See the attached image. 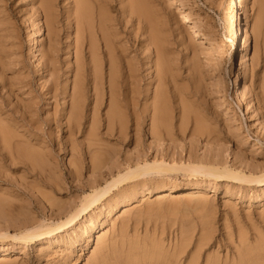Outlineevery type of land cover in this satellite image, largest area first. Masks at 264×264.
<instances>
[{
	"label": "rangeland",
	"instance_id": "obj_1",
	"mask_svg": "<svg viewBox=\"0 0 264 264\" xmlns=\"http://www.w3.org/2000/svg\"><path fill=\"white\" fill-rule=\"evenodd\" d=\"M97 1L98 0H96V2ZM101 1L102 0H100V2L98 1L99 2L98 4L100 5V3H101L103 5V6L102 5H100V6L102 7V9H104V12H106L107 15L110 13L109 17L111 16V19L114 17L115 22H116V17L120 14L117 17V19L119 22H121V28L124 26L123 30H126V29H127V31L132 30L133 33H137V34L132 33L133 35H136V36H140L142 34L140 36V38H142L145 34H146L145 37H147L148 33L150 34L152 32H154V34L156 36H158L160 39L164 36L162 38V41H163V46H164V49L166 52L165 56L167 57V59L165 57V61H166L165 63L167 66V71H166V74L164 75V77L165 76H167V77H165V79L163 77L164 80L162 79L163 80L162 83H164V85L161 83V80L151 79V82L153 81L152 82L153 84L150 83L147 86L145 82L147 81V79H148V81L150 80V77H149L150 75H148V73H147L148 70L142 71L145 75L146 74L147 75L145 76L142 73V76L144 75L145 78L143 76V79L141 80L142 82H140V85H139L140 86L139 87L140 94H139V92H136L134 94L135 97L137 95V97L135 99H137L136 103L138 106L136 105V107H139L136 109V112H137V110L139 112H137V113L135 112L134 114L131 113L132 115L130 113L129 114L123 113L120 115H111L109 113V107L106 108L107 105H109V103H110L109 94H108V92L105 91V89L107 90V87L105 88L104 85H101V84H99V86L96 85L98 95H97V97H94L95 96L94 84L92 83L91 80H89V82L85 86L81 85L80 86L81 88L77 87L81 91V95L84 94L83 96L85 97V98L84 97L82 98V96H81V98H80L81 104H80V107L78 110L79 111L78 117L80 115L82 117L83 114H85V115L83 118H81V117L78 118L79 119L77 121L78 124H75V126H72L69 128L68 126H66V124H64L65 120H66L65 117H68V115H69V113L67 115H65V112H66L65 110L70 109V102H71L70 96H71L72 85H73L72 73L74 72V69L76 67H75L73 50H70L69 52L66 51L67 50L66 44H67L68 39H66L67 35H64V34H67L66 33L67 27H66V21H65L64 17L62 16L64 14V11L66 10V8H64V9H62V8L65 6H68L69 2H71V0L70 1L69 0H52L51 1L53 5H55V3H57L54 6V8L60 14L58 17L59 18L61 17L60 23H59L60 29H59V36H58L59 40L57 39L58 41L54 40V38H53L54 37L53 36L54 31H52V30H50V32L47 31L46 23H45V20L43 18V13L40 9L39 0H37V1L36 0H32V1L31 0H0V29H1L0 30V58H1L0 59V69L2 68L1 70H3L5 68V70H3V72L0 70V85H1L0 89L2 90V88H4L2 91L0 90L1 91L0 92V99L3 98L4 99L3 101L6 102V103L4 102L5 103L4 104L0 101V105L2 104L0 106V115H1L0 129H1V131L5 130V131H8L9 133L12 132L9 141H6V142L3 141L2 142L0 139V167H1L0 168V189H1L0 190L1 191L0 192V199L3 200V202L7 204L6 207L13 209L12 205L14 208L16 206V210H14V211H20L23 213L25 212L24 214H26V215H30V213L35 212L34 214H31L30 218L31 217L32 218L41 217L40 219H42L43 215L50 217V219L52 218L51 220H56L57 218H62L66 214L65 212H67L66 209L68 210V209L73 208V206L76 202L77 203L75 204V206L78 205V202H80V200L83 196L81 194H85L87 192H90L93 189V187L100 186L101 184L104 185L103 184L104 182L109 180V178H111L112 176L116 175L117 171L119 172V170H122L124 168V166H125L124 165L125 164L124 163V160H125L124 157L126 156V158L128 157L129 159H130V157L134 158L135 152L136 153L138 152L136 155L147 154L146 155L148 157L147 160H151L153 158V155L154 156L155 155H158V156L162 155V157L165 156V158L164 157L163 158L167 162L170 159L175 158V160L177 162L179 160L185 159L186 162L200 163V162H203L205 159V161L203 163L207 164V163H209V159H216L217 158L218 159V160L216 159L217 161L222 162L221 165H226L228 168H230L232 166L231 167L232 169H235V168L241 169L247 175L248 174L253 175L254 173L256 174L259 171H262V173L259 172L256 175H263L264 174V65H263L264 64V56H263L264 55V51H263L264 50V43H263L264 42V38H263L264 37V35H263L264 34V25H263L264 21L260 27V30H258V31H257V29L254 28V23H255L257 16L261 15L262 13H263L262 15H264V5H263L264 0H240V2H237V4H236L237 13L238 14L240 13L241 16L245 17V20L247 21L248 26H250L249 30L251 32V39H252L251 40L252 44H251V47L249 46L247 49L246 54H248V55L246 56V58H244V61H243L244 63L241 62L242 60H240L241 55H242V49H240L241 48L240 45L237 46V52H234V53H231V55H228L229 54L228 48L230 47V43L233 39L232 35H233V32H235V26L236 25H235L234 21H232V17L226 12V10H224L225 7H223V6H224L226 0H181V2L184 3L183 7H179V6H176L174 4H170L169 0H168L169 3L167 0H150L154 3V4L151 3V5H153L151 8H150V6H151L150 3H147V2H150L149 0H140V2H137V4H139V6L137 8L141 12L137 9H136L137 11L130 9L129 6L126 5L127 4L126 2H129L128 0L127 1L126 0H110V1L103 0L106 4L103 3V1L102 2ZM141 1H142V4H144V6H141ZM58 2H60V3L58 4ZM117 2H118V6H117ZM90 3H91V5L93 4L92 5V8L94 7L93 10L96 9L97 7H100V6H96L98 4H96L94 0H90ZM30 4H32V5L30 6ZM63 4H65V5H63ZM58 5H59V7H58ZM107 5L110 8L112 7L111 8L112 10L109 7L107 8ZM148 6L150 9H148ZM155 7H157V8L155 9ZM120 8H121V10H120ZM256 8H257V10H256ZM61 9L64 11H62ZM108 9L111 10V12ZM118 9L121 12L118 11ZM34 10H35V12H34ZM113 10L117 13H115ZM60 11H61V13H60ZM160 12H161V14H160ZM114 13L117 14L116 17L114 16L115 15ZM153 13H155L157 15L154 14V16H153ZM128 15L130 18L128 17ZM146 15H148V16H146ZM133 17H135V18H133ZM62 18L64 19V22H61V21H63ZM114 18H113V23H114ZM37 19H38L39 23L37 22ZM160 20H165L164 22H166V20H167V22L163 23V21H160ZM136 21H137V23H136ZM34 24H36V25H34ZM123 24H125V25H123ZM157 24L159 27H157ZM167 24H168V26H167ZM128 26L130 27V29ZM162 26L163 27L165 26L167 28L163 29ZM156 27H157V29H156ZM262 27H263V29H262ZM44 28H46V30ZM5 29L7 31H2ZM143 29H145V31ZM158 29L160 31H158ZM165 29L168 30V33ZM150 30H152V31H150ZM161 30H162V32H161ZM138 31L140 33H138ZM169 31H171V33ZM61 32H62V34H61ZM143 32H145V33H143ZM7 33H9L10 35ZM30 33L31 34L33 33V34L31 35ZM169 33L171 34V36ZM6 34H7V36H6ZM166 34L168 35V37L166 36ZM257 34L258 35L260 34V36H258ZM4 36H6V37H4ZM253 36H254V38H253ZM170 37H171V39H169ZM6 38H8V39H6ZM49 38H50V40H49ZM175 38H176V40H175ZM10 39H11L12 43L14 42L13 46H12ZM167 39L170 41H168ZM262 39H263V42H262ZM2 40H3V43L7 47L3 46L4 44H2ZM32 40H33V42H32ZM55 41L57 43L58 42H60V43L57 45ZM167 42H169V43H167ZM32 43H35V45ZM40 43L42 45H39ZM46 43L48 45H46ZM49 43L51 45L55 44V46L56 45L58 46V47H55V51L52 49H49V51H48L47 47H49ZM178 43H180L181 46ZM255 43L258 44V46ZM10 44L12 47L10 46ZM15 44H16V46H15ZM32 45H33L34 49L32 48ZM60 45H61V47H60ZM171 45H172V47H171ZM202 46L203 47L207 46V47L203 48ZM262 46H263V48H262ZM168 47H170V48H168ZM207 48L210 51L213 50L212 53L208 54L206 52ZM38 49H40V50L36 51ZM58 49H60V50L58 51ZM70 49H71V47H70ZM31 50H32V53H31ZM171 50H174L175 52L173 51L170 54ZM197 50H198V52H197ZM28 51L30 53H28ZM53 51L55 52L54 54L58 53L55 55L56 57L54 56V54H52V55L50 54V53H53ZM65 51L67 53H65ZM48 52H49V54H48ZM185 52H186V55H185ZM253 52H254V54H253ZM34 53H36V56ZM132 53L133 52H131V55H132ZM176 53H177V55H176ZM191 53H193V54H191ZM31 54H32V57L34 56V58H32L30 56ZM144 54H149V55L152 54L150 56L151 57L150 60H151V62H152V60L153 61L155 60L153 47L148 46L146 49H144ZM255 54H257V55H255ZM258 54L259 55L261 54V55L259 56ZM38 55H39V57H38ZM46 55L47 56L50 55V56L47 58ZM183 55H185V56H183ZM6 56L9 58H6ZM40 56H41V58H40ZM51 56H53V57H51ZM261 56H263V58ZM168 57H169V59H168ZM173 57H175L176 59ZM42 58H43V60H42ZM53 58H55V59H53ZM187 58L188 59L191 58V59L188 60ZM6 59H8V60H6ZM36 59H37V61H35ZM56 59H58V62ZM65 59L67 60V62ZM13 60H15V62ZM181 60L184 62H182ZM195 60L198 63H196ZM167 61L168 62L170 61L169 64L171 66L169 64H167ZM64 62H65V64H64ZM192 62H194L193 63L194 65L192 64ZM43 63L46 65H44ZM57 64H58V66H57ZM1 65L4 67H2ZM10 65H11V67H10ZM175 65H176V67H175ZM41 66H43V67H41ZM178 66H180L179 67L180 69L178 68ZM54 67H56V68H54ZM189 67H190V69H189ZM72 68H73V70H72ZM185 68H186V70H185ZM193 68H194V70H192ZM46 70H47V73L45 74L44 72ZM54 70L58 74L53 72ZM149 71H151L153 73L152 68L149 69ZM168 71H169V73H167ZM14 72H16V73L18 72L19 74L18 73L16 74ZM196 72L199 74H197ZM200 73H202V74H200ZM168 74L171 76H168ZM6 75H7V77H6ZM54 75H55V77H52ZM13 76H15V77H13ZM16 76H18V77H16ZM188 76H189V78H188ZM22 77H23V79L24 78L25 79L22 80ZM57 77L59 78L58 80H57ZM191 77H192V79H191ZM8 79H10L11 81ZM15 79H17L19 83H17V80L15 81ZM167 79L169 82L167 81ZM198 79L201 81H197ZM6 80H8L9 83ZM46 80H47V82H46ZM185 80H187L189 83L187 82L188 84H185L186 83ZM20 81H21L22 85H20ZM26 81H27V83H26ZM54 81H56V82H54ZM68 81H69V83H68ZM148 81H147V83H148ZM5 82H7V83H5ZM191 82L194 84H192ZM54 83H55V85H54ZM158 83L161 84L163 88L160 87L161 85H159ZM199 83H200V85H199ZM25 84H26V86L24 87ZM52 84H53V86H52ZM64 84H65V86H64ZM143 84H144V87H143ZM47 85H48V90L46 88ZM149 85H150L151 90H149L150 89ZM167 85L169 87L171 85V88H169ZM194 85H195V87H194ZM244 85H245V87H244ZM10 86H11V88H9ZM20 86H22V87H20ZM98 87H101V88L99 89ZM157 87H159V88H157ZM175 87H176V89H175ZM60 88H61L62 92L60 91ZM178 88L179 89L181 88L183 90H181V89L179 90ZM236 88H238V90H240L242 93L244 92L243 102L241 105L234 103V101H235L234 89H236ZM63 89H65V90L63 91ZM188 89H189V92H188ZM6 90H7V93H5ZM45 90H47V91L45 92ZM154 90L156 92L157 91L159 92V90L163 91L162 95L164 96V103L166 104V105L164 104V106H165L164 112H166V113H163V115L165 117L167 116L166 118H164L163 125H161L157 129V132L155 134L151 133L149 130V128L151 129L152 122H153L152 121V110L149 109V110L143 111V109H142L144 104H146L147 102H148L147 105H150L152 103V101H153L152 98H153V94H154L152 92H154ZM174 90H176V91H174ZM20 91H21V93H20ZM48 91H50L49 94H48ZM166 91H168V93ZM183 91H184V94H183ZM53 92H56L55 93V98L57 97L56 100H55L54 96H52ZM143 92L146 94H144ZM170 92H173V93H170ZM185 92L189 93V94L193 93L192 96L193 95L194 96L190 98L189 96L191 94L188 95ZM16 93H18V94H16ZM59 93L61 95H59ZM66 94H67V96H66ZM143 94H144V96H143ZM166 94L169 95L171 98L168 97ZM2 95H5V96H2ZM10 95H12V96H10ZM42 95H44V96H42ZM105 95H106V97L107 96L108 97L106 98ZM185 96H186V98H184ZM18 97H20V98H18ZM46 97H47V99L45 101ZM62 97H64V98H62ZM103 98H105V100H103ZM150 98H151V100H150ZM179 98H181L182 101ZM189 98L192 100L190 101ZM195 98H197V99H195ZM31 99H33V100H31ZM57 99H58V101H57ZM167 99H168V101H167ZM187 99H189V100H187ZM12 100H14V101H12ZM19 100H21V101L19 102ZM101 100H102V102H101ZM197 100H199V101H197ZM8 101L10 102V104L8 103ZM90 101H91V104H90ZM95 101L97 103H95ZM143 101L146 103H144ZM187 101H189V102H187ZM106 102H107V104H106ZM192 102H194V103L192 104ZM246 102H247V104H246ZM21 103H23V104L21 105ZM32 103H36L37 105L32 104ZM92 103H94V104H92ZM176 103L178 106L176 105ZM196 103L198 104V106ZM13 104H15V105H13ZM103 104L105 106H103ZM167 104H168V106H167ZM170 104H171V106H170ZM194 104L196 105V107H198V109L195 108ZM29 105L34 106L35 108L33 107V110H32V107H30ZM23 106H25V107H23ZM61 106H63L64 108ZM181 106H182V108H181ZM199 106H200V109H199ZM15 107L19 110H17ZM97 107H99V108L97 109ZM203 107H204V109H202ZM3 108L4 109L6 108L8 111H6V109L4 110ZM25 108H26V110H25ZM57 108H59L60 110ZM53 109H55V110H53ZM61 109H63V111H65V112H63ZM101 109H102V111H101ZM172 109H174V110H172ZM193 109H194V111H193ZM15 110H16V112H15ZM95 110H96V112H95ZM104 110H105V112H104ZM175 110H178L179 112L178 111L176 112ZM199 110H200V112H202V110H203V112L200 113ZM224 110H226L225 112H227V113H225ZM17 111L20 112L22 115L20 113H18ZM22 111L24 114L22 113ZM28 111H30V112H28ZM52 111H54L53 114H52ZM8 112H10L11 114ZM84 112H86V113H84ZM167 112H168V115H166ZM204 112H206V114H204ZM2 113H4V114H2ZM87 113H89V114H87ZM178 113H179V115H178ZM56 114L57 115L61 114L62 116L61 115L57 116ZM135 114H137V115H135ZM143 114L145 115V117ZM147 114H149V115H147ZM185 114H187V115H185ZM29 115H31V116H29ZM126 115L128 118L125 117ZM188 115H189V117H188ZM201 115H203V116H201ZM26 116L31 117V118H27ZM34 116H36V117H34ZM37 116H38V118H37ZM52 116H53L54 123L52 120ZM130 116L131 117L133 116V117L131 118ZM191 116H192V118H191ZM23 117H24V119H23ZM139 117H141V118H139ZM171 117H173V118H171ZM177 117H178V119H177ZM209 117H210V119H209ZM15 118H17V121H15L16 120ZM36 118L38 120H40L41 122L36 120ZM63 118H65V119H63ZM175 118H176V120H175ZM9 119H10V121H8ZM25 119L27 121H25ZM28 119L31 121V123ZM33 119H35V120H33ZM56 119L58 122L60 120V122L58 123L57 121H55ZM98 119H100V120H98ZM120 119L123 121L122 126L119 125ZM129 119L131 121H129ZM134 119H139V124L141 123V126L140 125L138 126L140 128V129H138L139 133H137V129L135 130V128L133 127L132 123H133ZM148 119H149V121H147ZM167 119H169V120H167ZM11 120L13 121L14 124L10 123ZM47 120H48V122H47ZM144 120H145V122H144ZM170 120H171V122H170ZM182 120H183V122H182ZM196 120H197V122H196ZM205 120H206V123H205ZM35 121H37V122H35ZM83 121H85V122H83ZM87 121H88V123H87ZM168 121H169V123H168ZM185 121H186V123H185ZM187 121H189V122H187ZM210 121H212V122H210ZM21 122H24V124H22ZM46 122H47V124H45ZM79 122H80V125H79ZM128 122H130V123H128ZM36 123H37V125H36ZM39 123H41L42 126ZM175 123H176V125H173ZM19 124H20V126H17ZM48 124H49V126H47ZM82 124H83V126H82ZM86 124H88V126ZM126 124L129 125V128L127 127L128 125H126ZM169 124H172V125H169ZM191 124H193V125H191ZM197 124H200V125L198 126ZM30 125H32L33 129ZM35 125H36V128H35ZM202 125H203V127H202ZM64 126H66V130H65ZM84 126H85V128H84ZM125 126H126V128H125ZM185 126H187V127H185ZM48 127H49V129H48ZM130 127H131V129H130ZM163 127H164V129H163ZM171 127H173V128H171ZM210 127H211V129H209ZM41 128L43 129L44 132L42 131ZM74 128H76L77 132H75ZM31 129H32V131H31ZM81 129L84 130L83 132H85L86 134H84ZM189 129L190 130L192 129V130L190 131ZM25 130H30V132L25 131ZM46 130L52 134L48 133ZM67 130L70 131L71 136H69V132ZM72 131L74 134L72 133ZM159 131L163 134H161ZM13 132L19 138L15 137ZM21 132H22V135H21ZM110 132H111V134H110ZM167 132H170V133H167ZM195 132H197V133H195ZM31 133H34V134L31 135ZM41 133L43 134V137L38 138V137H41V135H42ZM123 133H125L126 137ZM140 133H142V134H140ZM175 133H176V135H175ZM67 134H68V136H67ZM80 134H82L83 136ZM137 134L138 135L140 134V135L138 136ZM24 135H26V137H23ZM0 136H1V133H0ZM89 136H91V137H89ZM175 136H176V138H175ZM190 136H191V138H190ZM192 136L195 139H193ZM43 138L45 140H43ZM54 138H55V140H54ZM121 138H122V140H121ZM168 138H170V139H168ZM212 138H214L215 140ZM24 139L25 140L27 139V140L24 141ZM39 139H41V140H39ZM74 139H75V141H74ZM155 139L158 141V143H157V141H155ZM20 140H22V141H20ZM83 140L86 142H84ZM78 141H79V143H78ZM80 141H82V142H80ZM139 141H141V142H139ZM151 141H152V143H151ZM30 142L35 147L30 146L31 145ZM137 142H139V143H137ZM7 143H8V145H7ZM11 143H13V144H11ZM2 144H3V146H1ZM23 145H25V146H23ZM108 145H110V146H108ZM46 146H47V148H46ZM114 146H115V148H111ZM158 147H159V149H158ZM21 148L22 149H24V148L28 149L29 148V150H27V152H25V149H24L23 150L24 152H22ZM97 148H99V149H97ZM141 148H142V150H140ZM161 148H162V150H161ZM106 149L108 151H106ZM189 149H190V151H189ZM12 150H13V152H12ZM47 150H49V151H47ZM156 150L158 152H156ZM192 150H193V153H192ZM151 151H153L154 153ZM163 151H164V153H163ZM8 152H10V153H8ZM206 153H207V155H206ZM211 153H212V155H211ZM208 154H209V157H208ZM23 155H25L26 157ZM43 155H45V156H43ZM180 155H181V157H180ZM216 155H217V157H216ZM19 156H21V157H19ZM33 156H34V158H33ZM185 156H186V158H185ZM210 156H211V158H210ZM218 156H219V158H218ZM18 157L20 158V161H18V159H17ZM41 157H42V159H41ZM74 157H75V159H74ZM91 157H92V159H91ZM114 157L116 158V160ZM178 157H180L181 159H179ZM240 157L242 158V161H240L241 160ZM108 158L111 159V162H113V164H111V162H110V160H108ZM34 159H36V160H34ZM233 159H235V162ZM91 160L95 161L96 164L99 162L97 164L98 165L97 168H95L93 170L91 169V165H90V164H92ZM106 160H107V162H109L108 164H106L107 163ZM118 160H120V161H118ZM24 161H26V163ZM80 161H82L83 167L81 166V164H79ZM88 162H90V163H88ZM180 162H183V161H180ZM11 163H12V165H11ZM49 163H51V165ZM235 163H236V165H233ZM105 164H106V166H105ZM114 164L117 167H115ZM243 164L246 166L245 168H244V166H242ZM221 165H220V167H221ZM249 165H250V167H248ZM40 166L43 169L40 168ZM113 166H114V168H112ZM77 167L79 169H77ZM241 167H243V168H241ZM2 169H3V171H2ZM36 169L38 172L36 171ZM44 169H46V170H44ZM70 169L71 170L73 169V170L70 171ZM257 170H259V171H257ZM45 171H47V173ZM69 171H70V173H69ZM96 171L98 172V174ZM253 171H255V172H253ZM8 172H10V174H8ZM55 172H57L58 174L56 173L57 174L56 175ZM78 172H81V173H78ZM102 172H103V174H101ZM40 173H41V175H40ZM45 173L49 174L51 179H50L49 175H46ZM71 173H73V174L71 175ZM43 175L45 176L44 178H42ZM78 175H81L82 177L78 176ZM102 175L104 177H101ZM172 175L171 174L155 175V176L147 177V178L141 180L142 182L139 184V186L137 185V186L133 187L132 186L133 183H131L132 185H128L129 184L128 183L127 184L128 189L126 190V192H121V190L114 191L111 197H114V199H116V202L118 203L117 208L114 211H112L113 213H111L107 216L108 218H105L106 217L105 216V213H106L105 210H106V206H107V201H104L103 203H106V205L104 204L105 206H103V203H102L101 205H99L101 208L100 207L94 208V210L89 212L88 215H85L86 217L83 220H81V223L84 222V220L86 218H87L86 220H88L89 216L91 215V217H92L91 219L93 221V224L91 221L89 228H88V233H84L83 234L84 237L82 235V238L79 239L80 241L78 240L75 244L72 245V247L70 246L72 249L70 247L68 248L67 243L63 244V245H65L63 247L62 244L61 245L60 244H54L56 242H54V243L52 242V244H50L47 248H45L46 249L45 250L42 248L46 247L48 244L46 243V241L43 240L44 242L41 241V243L35 242L34 244H28V246L26 245L25 246L26 248L24 247L25 250L23 248V250L20 253L16 252V250H14V251H11V253L9 255L1 256L0 258L6 259L9 257L10 260L16 259L18 263L21 262L20 260H23V258H24V260H23L24 264H32V263L33 264H37V263L38 264H56L57 262H58V264H63L64 262H65L64 264H84L85 261H86L85 264H93V262H94L93 256L95 255L94 250L96 247L95 246L96 237L101 230H104V231L106 230L105 231L106 235H107V236L105 235L106 241L110 240V237L112 239L113 238L117 239L116 237H118L119 235L120 236L123 235L122 231H124V234L126 235L127 238H124V239L122 238L123 240H125V239L127 240L128 237L132 236L131 237L132 239H139L140 241L142 239H144L150 245L152 244L151 242L159 243L160 245H162V247L164 246L163 250L161 252L164 253L165 255L167 254L166 251L172 252L173 246H174V248H176V247H179L181 245L180 251L177 255L178 262H179V260H181V261L178 264H181V263L186 264L185 261L187 262L190 259H192L193 264H202L200 261H202V262L204 261L203 264H208V262H213V261H215V262L220 261L219 263H221V264L222 263L223 264H231L233 261H235V259L238 258L240 252L242 253V250L244 249L245 244L246 245L248 244L249 246H260L262 249L261 251L264 252L263 251L264 250V241H263L264 240V193H263L264 189H262L264 187L258 186L255 183L243 182V185H241L242 183H239V182L233 183L232 181H221L218 178H216L215 176H211V177L207 176L206 177V175H202L199 173L194 174V173L188 172V173H179V174L175 173ZM71 176H74V177H71ZM90 176H91V178H90ZM96 176H97V178H96ZM45 178H47L46 180L49 179V182L46 181ZM159 178H160V180H157ZM37 179H38L37 183L39 185H37V183L35 182ZM53 179H54V181H52ZM153 179H155V180H153ZM43 180H45V181H43ZM98 180H99V182H98ZM173 180H174V182H173ZM196 180H198L200 182H198ZM95 181H97V182H95ZM171 181H172V183L178 184V185H183V184L194 185V184H200L201 183L205 187V190H202L201 191L202 193H200V195L198 194L199 196H195V195H192L189 193L190 189H182L181 188V189H178L179 191L178 190L172 191L171 194L168 196L158 197L160 195V191L162 190V188H164V186L166 184L171 183ZM157 183H159V184H157ZM160 183H162V185ZM29 184H31V185H29ZM56 184H58L59 187ZM83 184H84V186H83ZM141 184H142V186H141ZM233 184H235L236 186ZM152 185H153V187H152ZM231 185L234 187H231ZM143 187L145 189H143ZM45 188H48V189L50 188L52 191L45 189ZM147 188H152L153 193L151 192V193L146 194L145 190ZM7 191L12 198L9 196V194H7ZM13 193L16 194V196L11 195ZM17 193L19 194V197H18ZM52 193H53V195H52ZM126 193H128L129 195L128 194L126 195ZM136 193H139V194H136ZM43 194L44 195L46 194V195L43 196ZM116 194H118V196ZM184 194H187L188 196L187 195L185 196ZM202 194L204 196H202ZM32 195H36V196H32ZM115 195L118 199L115 197ZM124 195H125V198L123 197ZM135 195H137V196L135 197ZM7 196H9V198ZM20 196H21V198H24L25 200L24 199L22 200L20 198ZM69 196H71L72 198ZM79 196H80V198H78ZM190 196H191V198H190ZM6 197L8 200L6 199ZM36 197L39 199V201ZM54 197H55V200H54ZM59 197H61V198H59ZM127 197L129 198V200L127 203L128 205H125V207L128 206V208H129V206H130V208L128 209L129 214L128 213L123 214V208L124 207H121L123 205L122 200L127 199ZM200 197H201V200H200ZM70 198L73 200H71ZM197 198H199V199H197ZM13 199H14V201H13ZM119 199H121V200H119ZM26 200L28 201L27 202L28 205L26 204V202H24ZM69 200L73 201L74 203L72 202L69 204L68 203ZM111 200H113V198H111ZM53 201H56V203ZM57 201L60 203V205ZM201 201H203V202H201ZM20 202H22V203H20ZM61 202H62V204H61ZM204 202H206L207 204H205ZM43 203H44V205H43ZM121 203H122V205H121ZM70 205H71V207H66V206H70ZM132 205H133V207H132ZM26 206H28L29 210ZM29 206L32 208H30ZM62 206H64V207H62ZM47 208L49 209V211ZM50 209H52V211H51L52 213L50 212ZM26 210L32 211V212L28 213V212H26ZM97 210H100L101 212L97 211ZM53 211H55V212H53ZM131 211H132V214L134 213L133 215L131 214ZM61 212H63V213L61 214ZM96 212H98L97 213V215L99 214L98 216H96V214H95ZM56 213H57V216H56ZM90 213H92V214H90ZM135 213H137V214H135ZM35 215H36V217H35ZM120 216H121V219H120ZM124 216L126 217V219L124 218ZM136 216H138L139 219H137L138 217H136ZM133 217H135V219H133ZM95 218H98V219H95ZM113 219H115V220H113ZM123 220H125V222H127V221L128 222L126 225L122 226L121 221H123ZM99 221L101 224H99ZM112 221L114 224L115 223L119 224L118 227H116L117 224H115L116 225L115 226L112 223ZM136 221H137V223H136ZM0 222H1L0 225H3V221H0ZM7 222L9 224H10V222H12V225H13L14 221L9 219ZM7 222H5L4 224H7ZM104 222H105V225H104ZM131 222H133V223H131ZM207 224H209V226ZM94 225H95V227H94ZM131 226H132V228H131ZM126 227H128V228H126ZM121 228L123 230H121ZM113 229H116V230H113ZM135 229H137V230H135ZM145 229H147V230H145ZM127 230L128 231L130 230L129 231L130 233ZM138 230L140 233L138 232ZM107 231L108 232L110 231V232L108 233ZM205 231H208V232H205ZM121 232H122V234H121ZM125 232H127L128 234ZM148 234H150V235L148 236ZM113 235H114V237H112ZM120 236L118 237L117 240L121 239ZM138 236H140V238ZM151 236H153V237L151 238ZM108 237H109V239H108ZM155 237L157 239H155ZM160 237L162 239H160ZM238 237H239V239H238ZM131 238H129V239L131 240ZM243 240H244V242H243ZM176 241H177V244L179 243L178 241H180V243L177 245ZM163 242H165V243H163ZM170 242H172V243H170ZM173 242H175V243H173ZM80 243H81V245H80ZM239 244H240V246H239ZM76 246H78V247H76ZM74 247H75V250H74ZM48 248H49V250H48ZM52 248H53V250H52ZM64 248H65V250H64ZM184 248H185V251H184ZM41 249H42V251H41ZM68 249L69 250L71 249L72 252L70 253ZM43 252H44L45 256H44ZM46 252H48V253L46 254ZM51 252L52 253L54 252V253L52 254ZM188 252H189V254H188ZM1 254H2V252L0 253V255ZM63 254H65V255H63ZM198 254H199V257H198ZM13 255H15V256H13ZM203 255H206V256L204 257ZM226 255H227V257H226ZM26 256L29 257V262L26 261V258H27ZM33 256H35V257H33ZM87 256H90V257H88V259H87ZM55 257H57V258H55ZM184 257H187V258L184 259ZM210 257H212V258H210ZM218 257H220V258H218ZM69 258H70V260H69ZM227 258H230V259H227ZM4 259H0V264H5V263H1V262H3ZM36 259H41V260H36ZM218 259H219V261H218ZM6 261L4 260V262H6ZM217 262H216V264H218ZM18 263H16V264H18ZM20 264H22V263H20Z\"/></svg>",
	"mask_w": 264,
	"mask_h": 264
},
{
	"label": "bare ground",
	"instance_id": "obj_2",
	"mask_svg": "<svg viewBox=\"0 0 264 264\" xmlns=\"http://www.w3.org/2000/svg\"><path fill=\"white\" fill-rule=\"evenodd\" d=\"M32 1V0H31ZM37 1V0H36ZM52 1V0H51ZM50 0H39V5H40V9H41V11H42V13H43V18H44V20H45V23H46V28H47V31L48 32H50V30H52V31H54V40H57L58 39V36H59V29H60V27H59V23H60V18L58 17L60 14H59V12H57L56 10H55V8H54V6L57 4V3H55V5H53L52 4V2H51ZM70 1V0H69ZM95 1V3L96 4H98L99 2H100V0H98L97 2H96V0H94ZM103 1V0H102ZM101 1V2H102ZM108 1H110V0H108ZM127 1V0H126ZM129 2H126L127 4V6H129V8L130 9H132V10H139L137 7L139 6V4H137V2H140V0H128ZM150 1V0H149ZM168 1V0H167ZM170 1V4H174V5H176V6H179V7H183L184 6V3H182L181 2V0H169ZM169 1H168V3H169ZM54 2V1H53ZM64 2V1H63ZM122 2V1H121ZM237 2H240V0H226V2H225V4H224V6L223 7H225V9L224 10H226V12L232 17V21H234V23H235V32H233V39H232V41H231V43H230V47L228 48L229 49V54L228 55H231V53H234V52H237V46L238 45H240L241 46V48L240 49H242V55H241V58H240V60H242L241 62H243L244 61V58H246V56L248 55V54H246L247 53V49H248V47L250 46L251 47V32H250V30H249V28H250V26H248V24H247V21L245 20V17H243V16H241L240 15V13L238 14L237 13V9H236V4H237ZM257 2V1H256ZM4 3V2H3ZM29 3V2H28ZM60 2H58V4H59ZM65 3V2H64ZM103 3H105L104 1H103ZM108 3V2H107ZM146 3V2H145ZM147 3H150V5H151V3H153L152 1H150V2H147ZM34 4V3H33ZM36 4V3H35ZM66 4V3H65ZM65 4H63V5H65ZM106 4V3H105ZM154 4V3H153ZM246 4V3H245ZM28 5V4H27ZM32 4H30V6H31ZM93 5V4H92ZM92 5H91V3H90V0H71V2H69V5L68 6H65V7H63L62 9H64V8H66V10L64 11V10H62V11H64V14L62 15L63 17H64V19H65V21H66V29H67V34H64V35H67V37H66V39H68V41H67V46H66V48H67V52H69L70 50H73V53H74V61H75V69H74V72L72 73V75H73V79H72V82H73V85H72V92H71V96H70V99H71V102H70V109L69 110H65V111H63V109H61L63 112H65V115H67L68 113H69V115H68V117H65L66 118V120H65V123L64 124H66V126H68L69 128L70 127H72V126H75V124H78L77 123V121L79 120L78 118L79 117H81V115L78 117V113H79V107H80V104H81V96H82V98L84 97L83 95H81V91L78 89V88H81L80 86L82 85V86H85L88 82H89V80H91L92 81V83L94 84V94H95V96L94 97H97V95H98V92H97V89H96V85H98L99 86V84H101V85H104V87L106 88L107 87V90L105 89V91L106 92H108V94H109V97H110V103H109V105H107V107L106 108H108L109 107V113L111 114V115H120V114H134L135 112H136V109L137 108H139V107H136V105H137V103H136V100L137 99H135L136 97H137V95H136V97L134 96V94L136 93V92H139V85H140V82H142L141 80L143 79V76L145 75L142 71H146V70H148V75H150L149 77H150V80L148 81V79H147V81H148V83H147V81L145 82L146 83V85L148 86V84H150V83H152L151 82V79H153V80H161V83H162V81L165 79V77H167V76H165L164 77V75L166 74V71H167V66H166V61H165V49H164V46H163V41H162V38L164 37H162L161 39L158 37V36H156L155 34H154V32H152V33H148V36L147 37H145V35L142 37V38H140V36L142 35H140V36H136V35H133V34H137V33H133L132 32V30L131 31H127V29L126 30H123V27L121 28V22H119L118 21V19H117V17L120 15H118L117 17H116V15L117 14H115V13H117V12H115L114 10V16L116 17V22H115V18H114V23H113V18L111 19V16L109 17V14L107 15L106 14V12H104V9H102V7L100 6V5H102L101 3H100V5L98 4V5H96V6H100V7H97L96 9H94L93 10V8H92ZM112 5V4H111ZM263 5H264V3H263ZM2 6V5H1ZM103 6V5H102ZM105 6V5H104ZM117 6H118V2H117ZM141 6H144V4H142V1H141ZM153 5H151L150 6V8L152 7ZM262 6V5H261ZM8 7V6H7ZM58 7H59V5H58ZM109 6L107 5V8H108ZM173 7V6H172ZM32 8V7H31ZM110 8V7H109ZM112 8V7H111ZM110 8V9H111ZM117 8V7H116ZM146 8V7H145ZM149 8V6H148V9H150ZM157 7H155V9H156ZM254 8V7H253ZM6 9V8H5ZM4 10V9H3ZM26 10V9H25ZM109 10V9H108ZM107 10V11H108ZM112 10V9H111ZM111 10H109L110 12H111ZM120 10H121V8H120ZM119 9H118V11H120ZM127 10V9H126ZM136 10V11H137ZM153 10V9H152ZM158 10V9H157ZM256 10H257V8H256ZM21 11V10H20ZM30 11V10H29ZM140 11V10H139ZM27 12V11H26ZM33 12V11H32ZM34 12H35V10H34ZM121 12V11H120ZM119 12V13H120ZM141 12V11H140ZM143 12V11H142ZM148 12V11H147ZM245 12V11H244ZM30 13V12H29ZM60 13H61V11H60ZM112 14V13H111ZM154 14L155 13H153V16H154ZM160 14H161V12H160ZM263 14V13H262ZM259 15V16H257L256 17V20H255V23H254V28L255 29H257V31L258 30H260V27H261V25H262V23H263V21H264V15ZM6 15V14H5ZM42 15V14H41ZM122 15V14H121ZM125 15V14H124ZM155 15H157V14H155ZM245 15V14H244ZM10 16V15H9ZM132 16V15H131ZM146 16H148V15H146ZM246 16V15H245ZM38 17V16H37ZM128 17H129V15H128ZM138 17V16H137ZM10 18V17H9ZM126 18V17H125ZM130 18V17H129ZM133 18H135V17H133ZM156 18V17H155ZM164 18V17H163ZM28 19V18H27ZM63 19V18H62ZM64 19H63V21H61V22H64ZM122 19V18H121ZM124 19V18H123ZM33 20V19H32ZM36 20V19H35ZM41 20V19H40ZM135 20V19H134ZM43 21V20H42ZM121 21V20H120ZM123 21V20H122ZM128 21V20H127ZM160 21H163V23H166L167 22V20H166V22H164L165 20H160ZM37 22H38V19H37ZM125 22V21H124ZM14 23V22H13ZM39 23V22H38ZM41 23V22H40ZM136 23H137V21H136ZM33 24V23H32ZM126 24V23H125ZM125 24H123V25H125ZM143 24V23H142ZM149 24V23H148ZM153 24V23H152ZM251 24V23H250ZM249 24V25H250ZM34 25H36V24H34ZM44 25V24H43ZM65 25V24H64ZM130 25V24H129ZM139 25V24H138ZM166 25V24H165ZM252 25V24H251ZM264 25V24H263ZM31 26V25H30ZM33 26V25H32ZM38 26V25H37ZM36 26V27H37ZM40 26V25H39ZM62 26V25H61ZM127 26V25H126ZM125 26V27H126ZM167 26H168V24H167ZM10 27V26H9ZM15 27V26H14ZM45 27V26H44ZM63 27V26H62ZM61 27V28H62ZM129 27V26H128ZM146 27V26H145ZM157 27H159L158 26V24H157ZM157 27H156V29H157ZM163 27V26H162ZM46 28H44L45 30H46ZM64 28V27H63ZM127 28V27H126ZM164 28H167V27H163V29ZM12 29V28H11ZM125 29V28H124ZM129 29H130V27H129ZM169 29V28H168ZM262 29H263V27H262ZM261 29V30H262ZM1 30V29H0ZM63 30V29H62ZM61 30V31H62ZM144 31H145V29H143ZM166 31H167V33H168V30L167 29H165ZM2 31H7L6 29L5 30H2ZM42 31V30H41ZM150 31H152V30H150ZM155 31V30H154ZM158 31H160L159 29H158ZM12 32V31H11ZM40 32V31H39ZM45 32V31H44ZM65 32V31H64ZM161 32H162V30H161ZM170 33H171V31H169ZM260 32V31H259ZM43 33V32H42ZM133 33V34H132ZM138 33H140L139 31H138ZM143 33H145V32H143ZM159 33V32H158ZM169 33V34H170ZM7 34H9V33H7ZM7 34H6V36H7ZM31 34V33H30ZM33 34V33H32ZM31 34V35H32ZM61 34H62V32H61ZM10 35V34H9ZM49 35V34H48ZM178 35V34H177ZM258 35V34H257ZM264 35V34H263ZM3 36V35H2ZM6 36H4V37H6ZM12 36V35H11ZM30 36V35H29ZM166 36L168 37V35L166 34ZM170 36H171V34H170ZM258 36H260V34L258 35ZM257 36V37H258ZM32 37V36H31ZM47 38V37H46ZM45 38V39H46ZM60 38V37H59ZM253 38H254V36H253ZM259 38V37H258ZM264 38V37H263ZM6 39H8V38H6ZM17 39V38H16ZM34 39V38H33ZM61 39V38H60ZM169 39H171V37L169 38ZM48 40V39H47ZM49 40H50V38H49ZM59 40V39H58ZM57 40V41H58ZM168 40V39H167ZM175 40H176V38H175ZM259 40V39H258ZM9 41V40H8ZM10 41H11V39H10ZM9 41V42H10ZM31 41V40H30ZM35 41V40H34ZM168 41H170V40H168ZM7 42V41H6ZM5 42V43H6ZM32 42H33V40H32ZM56 42V41H55ZM174 42V41H173ZM180 42V41H179ZM258 42V41H257ZM262 42H263V39H262ZM8 43V42H7ZM11 43H12V41H11ZM14 43V42H13ZM12 43V46L14 45ZM18 43V42H17ZM60 42H56V44L58 45ZM65 43V42H64ZM167 43H169V42H167ZM172 43V42H171ZM183 43V42H182ZM181 43V44H182ZM264 43V42H263ZM2 44H4L3 43V40H2ZM32 44H34L35 45V43H32ZM165 44V43H164ZM173 44V43H172ZM175 44V43H174ZM177 44V43H176ZM179 45H180V43H178ZM186 44V43H185ZM256 44V43H255ZM262 44V43H261ZM30 45V44H29ZM39 45H42L41 43L39 44ZM46 45H48L47 43H46ZM53 45V46H52ZM50 44L49 43V47H47L48 48V51H49V49H52V50H54L55 51V47H58L57 45L55 46V44ZM202 45V44H201ZM204 45V44H203ZM257 46H258V44H256ZM2 46V45H1ZM3 46H6L5 44L3 45ZM10 46H11V44H10ZM11 46V47H12ZM15 46H16V44H15ZM44 46V45H43ZM148 46H151V47H153V52H154V56H155V60L153 61L152 60V62H151V55H149V54H144V49H146ZM168 46V45H167ZM170 46V45H169ZM181 46V45H180ZM229 46V45H228ZM7 47V46H6ZM30 47V46H29ZM60 47H61V45H60ZM65 47V46H64ZM70 47H71V49H70ZM171 47H172V45H171ZM196 47V46H195ZM203 47V46H202ZM204 47H207V46H204ZM203 47V48H204ZM32 48H33V45H32ZM37 48V47H36ZM39 48V47H38ZM168 48H170V47H168ZM194 48V47H193ZM209 48V47H208ZM206 49V52L208 53V54H210V53H212V51L213 50H209V49ZM262 48H263V46H262ZM34 49V48H33ZM45 49V48H44ZM57 49V48H56ZM62 49V48H61ZM65 49V48H64ZM172 49V48H171ZM254 49V48H253ZM9 50V49H8ZM40 49H38V50H36V51H39ZM60 49H58V51H59ZM168 50V49H167ZM175 50V49H174ZM174 50H171V52H170V54L174 51ZM184 50V49H183ZM189 50V49H188ZM196 50V49H195ZM11 51V50H10ZM53 51V53H50L51 55L52 54H54L55 52ZM65 51V53H67ZM151 51V50H150ZM176 51V50H175ZM174 51V52H175ZM191 51V50H190ZM189 51V52H190ZM194 51V50H193ZM255 51V50H254ZM264 51V50H263ZM7 52V51H6ZM9 52V51H8ZM131 52H133L132 53V55H131ZM197 52H198V50H197ZM258 52V51H257ZM262 52V51H261ZM15 53V52H14ZM28 53H30L29 51H28ZM31 53H32V50H31ZM152 53V52H151ZM178 53V52H177ZM177 53H176V55H177ZM194 53V52H193ZM193 53H191V54H193ZM206 53V54H207ZM3 54V53H2ZM5 54V53H4ZM9 54V53H8ZM20 54V53H19ZM35 54V56H36V53H34ZM40 54V53H39ZM44 54V53H43ZM48 54H49V52H48ZM56 54H58V53H56ZM56 54H54V56L56 55ZM87 54V55H86ZM174 54V53H173ZM172 54V55H173ZM253 54H254V52H253ZM7 55V54H6ZM41 55V54H40ZM68 55V54H67ZM180 55V54H179ZM185 55H186V52H185ZM185 55H183V56H185ZM196 55V54H195ZM215 55V54H214ZM213 55V56H214ZM255 55H257V54H255ZM259 55V54H258ZM261 55V54H260ZM259 55V56H260ZM9 56V55H8ZM11 56V55H10ZM31 57H32V54L30 55ZM47 56V55H46ZM50 56V55H49ZM49 56H47V58L49 57ZM58 56V55H57ZM73 56V55H72ZM189 56V55H188ZM191 56V55H190ZM206 56V55H205ZM211 56V55H210ZM258 56V57H259ZM264 56V55H263ZM263 56H261L262 58H263ZM4 57V56H3ZM20 57V56H19ZM38 57H39V55H38ZM45 57V56H44ZM43 57V58H44ZM51 57H53V56H51ZM56 57V56H55ZM70 57V56H69ZM179 57V56H178ZM197 57V56H196ZM231 57V56H230ZM229 57V58H230ZM250 57V56H249ZM257 57V58H258ZM5 58V57H4ZM6 58H9V57H7L6 56ZM32 58H34V56L32 57ZM40 58H41V56H40ZM39 58V59H40ZM43 58H42V60H43ZM64 58V57H63ZM153 58V57H152ZM171 58V57H170ZM173 58H175V57H173ZM195 58V57H194ZM252 58V57H251ZM1 59V58H0ZM11 59V58H10ZM53 59H55V58H53ZM166 59H167V57H166ZM168 59H169V57H168ZM176 59V58H175ZM183 59V58H182ZM188 59V58H187ZM191 59V58H190ZM190 59H188V60H190ZM211 59V58H210ZM6 60H8V59H6ZM57 60V62H58V59H56ZM66 60V59H65ZM69 60V59H68ZM71 60V59H70ZM184 60V59H183ZM187 60V61H188ZM197 60V59H196ZM195 60V61H196ZM2 61V60H1ZM4 61V60H3ZM14 62H15V60H13ZM35 61H37V59L35 60ZM47 61V60H46ZM45 61V62H46ZM55 61V60H54ZM180 61V60H179ZM182 61V60H181ZM186 61V62H187ZM193 61V60H192ZM7 62V61H6ZM53 62V61H52ZM66 62H67V60H66ZM177 62V61H176ZM182 62H184V61H182ZM257 62V61H256ZM48 63V62H47ZM50 63V62H49ZM55 63V62H54ZM72 63V62H71ZM170 63V61L168 62L167 61V64H169ZM179 63V62H178ZM194 62H192V64H193ZM196 63H198L197 61H196ZM244 63V62H243ZM10 64V63H9ZM15 64V63H14ZM42 64V63H41ZM44 64V63H43ZM59 64V63H58ZM58 64H57V66H58ZM64 64H65V62H64ZM177 64V63H176ZM181 64V63H180ZM179 64V65H180ZM183 64V63H182ZM44 65H46V64H44ZM170 65V64H169ZM168 65V66H169ZM194 65V64H193ZM199 65V64H198ZM264 65V64H263ZM2 66V65H1ZM53 66V65H52ZM51 66V67H52ZM56 66V65H55ZM72 66V65H71ZM70 66V67H71ZM171 66V65H170ZM2 67H4V66H2ZM7 67V66H6ZM10 67H11V65H10ZM41 67H43V66H41ZM50 67V66H49ZM60 67V66H59ZM175 67H176V65H175ZM180 66H178V68H179ZM182 67V66H181ZM199 67V66H198ZM20 68V67H19ZM54 68H56V67H54ZM58 68V67H57ZM74 68V67H73ZM73 68H72V70H73ZM153 69V73L151 72V71H149V69ZM172 68V67H171ZM2 69V68H1ZM0 69V70H1ZM45 69V68H44ZM50 69V68H49ZM67 69V68H66ZM69 69V68H68ZM180 69V68H179ZM178 69V70H179ZM188 69V68H187ZM189 69H190V67H189ZM3 70H5V68L3 69ZM3 70H1L2 72H3ZM10 70V69H9ZM65 70V69H64ZM71 70V69H70ZM172 70V69H171ZM183 70V69H182ZM185 70H186V68H185ZM184 70V71H185ZM192 70H194V68L192 69ZM196 70V69H195ZM7 71V70H6ZM18 71V70H17ZM60 71V70H59ZM173 71V70H172ZM171 71V72H172ZM183 71V72H184ZM199 71V70H198ZM53 72H55V70L53 71ZM193 72V71H192ZM201 72V71H200ZM14 73H16V72H14ZM13 73V74H14ZM18 73V72H17ZM16 73V74H17ZM45 74L47 73V70L44 72ZM56 73V72H55ZM142 73L144 74L143 76H142ZM167 73H169V71L167 72ZM173 73V72H172ZM171 73V74H172ZM197 73V72H196ZM195 73V74H196ZM4 74V73H3ZM12 74V73H11ZM19 74V73H18ZM56 74H58V73H56ZM153 74V75H152ZM197 74H199V73H197ZM196 74V75H197ZM200 74H202V73H200ZM48 75V74H47ZM60 75V74H59ZM147 75V74H146ZM145 75V76H146ZM173 75V74H172ZM180 75V74H179ZM182 75V74H181ZM145 76H144V78H145ZM168 76H171V75H169L168 74ZM187 76V75H186ZM6 77H7V75H6ZM13 77H15V76H13ZM16 77H18V76H16ZM25 77V76H24ZM52 77H55V75L54 76H52ZM69 77V76H68ZM67 77V78H68ZM163 77H164V79H163ZM173 77V76H172ZM185 77V76H184ZM148 78V77H147ZM188 78H189V76H188ZM25 79V78H24ZM23 79V77H22V80H24ZM59 78L57 77V80H58ZM70 79V78H69ZM163 79V80H162ZM191 79H192V77H191ZM196 79V78H195ZM215 79V78H214ZM8 80H10V79H8ZM8 80H6L7 82H8ZM17 79H15V81H16ZM56 80V81H57ZM171 80V79H170ZM176 80V79H175ZM188 80V79H187ZM187 80H185L186 81V83L185 84H188L189 82L187 81ZM4 81V80H3ZM11 81V80H10ZM14 81V80H13ZM28 81V80H27ZM27 81H26V83H27ZM56 81H54V82H56ZM66 81V80H65ZM145 81V80H144ZM167 81H168V79H167ZM179 81V80H178ZM190 81V80H189ZM195 81V80H194ZM193 81V82H194ZM197 81H201V80H197ZM7 82H5V83H7ZM46 82H47V80H46ZM59 82V81H58ZM157 82V81H156ZM159 82V81H158ZM165 82V81H164ZM169 82V81H168ZM167 82V83H168ZM177 82V81H176ZM175 82V83H176ZM188 82V83H187ZM9 83V82H8ZM17 83H19L18 82V80H17ZM16 83V84H17ZM24 83V82H23ZM51 83V82H50ZM68 83H69V81H68ZM192 83V82H191ZM195 83V82H194ZM194 83H192V84H194ZM14 84V83H13ZM12 84V85H13ZM71 84V83H70ZM69 84V85H70ZM91 84V83H90ZM89 84V85H90ZM153 84V83H152ZM159 84V83H158ZM163 85H164V83H162ZM178 84V83H177ZM176 84V85H177ZM15 85V84H14ZM19 85V84H18ZM20 85H22L21 84V81H20ZM54 85H55V83H54ZM68 85V84H67ZM142 85V84H141ZM159 85H161V84H159ZM174 85V84H173ZM180 85V84H179ZM182 85V84H181ZM199 85H200V83H199ZM1 86V85H0ZM26 86V84L24 85V87ZM45 86V85H44ZM52 86H53V84H52ZM64 86H65V84H64ZM146 86V87H147ZM168 86V85H167ZM184 86V85H183ZM14 87V86H13ZM20 87H22V86H20ZM67 87V86H66ZM78 87V88H77ZM143 87H144V84H143ZM142 87V88H143ZM160 87H162V85L160 86ZM169 87V86H168ZM192 87V86H191ZM194 87H195V85H194ZM244 87H245V85H244ZM243 87V88H244ZM9 88H11V86L9 87ZM17 88V87H16ZM47 90H48V85H47ZM64 88V87H63ZM89 88V87H88ZM99 89L101 88V87H98ZM149 88H150V85H149ZM157 88H159V87H157ZM163 88V87H162ZM169 88H171V85H170V87ZM173 88V87H172ZM4 88H2V90H3ZM8 89V88H7ZM14 89V88H13ZM51 89V88H50ZM103 89V90H104ZM144 89V88H143ZM168 89V88H167ZM166 89V90H167ZM174 89V88H173ZM175 89H176V87H175ZM179 89V88H178ZM181 89V88H180ZM179 89V90H180ZM197 89V88H196ZM1 90V89H0ZM1 90V91H2ZM21 90V89H20ZM47 90H45V92L47 91ZM56 90V89H55ZM65 89H63V91H64ZM68 90V89H67ZM145 90V89H144ZM149 90H151V88L149 89ZM153 90V89H152ZM156 90V89H155ZM154 90V92H152V93H154L153 94V101H152V103L150 104V105H147V103L146 102H144V103H146V104H144V106H143V111H146V110H149V109H151L152 110V126H151V129L149 128V130H150V132L151 133H153V134H155L156 132H157V129L161 126V125H163V123H164V118H166L164 115H163V113H166V112H164V96L162 95V93H163V91L162 90H159V92L157 91H155ZM181 90H183V89H181ZM0 91V92H1ZM11 91V90H10ZM17 91V90H16ZM60 91L62 92V90H61V88H60ZM59 91V92H60ZM174 91H176V90H174ZM173 91V92H174ZM244 91V90H243ZM15 92V91H14ZM25 92V91H24ZM49 92L50 91H48V94H49ZM103 92V91H102ZM147 92V91H146ZM150 92V91H149ZM167 93H168V91H166ZM173 92H170V93H173ZM181 92V91H180ZM188 92H189V89H188ZM4 93V92H3ZM5 93H7V90L5 91ZM20 93H21V91H20ZM55 93L56 92H53V95L52 96H54V98H55ZM68 93V92H67ZM144 93V92H143ZM169 93V94H170ZM186 93V92H185ZM201 93V92H200ZM16 94H18V93H16ZM15 94V95H16ZM46 94V93H45ZM93 94V95H94ZM139 94H140V92H139ZM144 94H146V93H144ZM144 94H143V96H144ZM176 94V93H175ZM183 94H184V91H183ZM186 94H188V95H190L189 97L191 98V97H193L192 96V94L193 93H186ZM243 94H244V92L242 93L240 90H238V88H236V89H234V95H235V101H234V103H236V104H238V105H241L242 104V102H243ZM59 95H61L60 93H59ZM142 95V94H141ZM167 95V94H166ZM165 95V96H166ZM2 96H5V95H2ZM10 96H12V95H10ZM19 96V95H18ZM42 96H44V95H42ZM66 96H67V94H66ZM86 96V95H85ZM142 96V97H143ZM147 96V95H146ZM152 96V95H151ZM168 97H170L169 95H167ZM184 96V95H183ZM223 96V95H222ZM221 96V97H222ZM50 97V96H49ZM93 97V98H94ZM105 97H106V95H105ZM108 97V96H107ZM106 97V98H107ZM178 97V96H177ZM176 97V98H177ZM188 97V96H187ZM196 97V96H195ZM2 98V97H1ZM18 98H20V97H18ZM57 98V97H56ZM56 98H55V100H56ZM62 98H64V97H62ZM61 98V99H62ZM85 98V97H84ZM89 98V97H88ZM140 98V97H139ZM171 98V97H170ZM169 98V99H170ZM174 98V97H173ZM175 98V99H176ZM184 98H186V96L184 97ZM189 98V99H190ZM16 99V98H15ZM22 99V98H21ZM43 99V98H42ZM46 99H47V97L45 98V101H46ZM59 99V98H58ZM58 99H57V101H58ZM87 99V98H86ZM85 99V100H86ZM143 99V98H142ZM145 99V98H144ZM147 99V98H146ZM149 99V98H148ZM166 99V98H165ZM174 99V100H175ZM180 100H181V98H179ZM189 99H187V100H189ZM195 99H197V98H195ZM4 99L2 98V99H0V101L2 102V103H4L5 101H3ZM24 100V99H23ZM31 100H33V99H31ZM53 100V99H52ZM54 100V101H55ZM103 100H105V98H103ZM150 100H151V98H150ZM149 100V101H150ZM173 100V101H174ZM192 99H190V101H191ZM12 101H14V100H12ZM16 101V100H15ZM18 101V100H17ZM21 100H19V102H20ZM35 101V100H34ZM51 101V100H50ZM167 101H168V99H167ZM182 101V100H181ZM194 101V100H193ZM197 101H199V100H197ZM28 102V101H27ZM30 102V101H29ZM33 102V101H32ZM49 102V101H48ZM67 102V101H66ZM65 102V103H66ZM101 102H102V100H101ZM100 102V103H101ZM105 102V101H104ZM142 102V103H143ZM187 102H189V101H187ZM186 102V103H187ZM6 103V102H5ZM4 103V104H5ZM8 103L10 104V102L8 101ZM46 103V102H45ZM55 103V102H54ZM57 103V102H56ZM95 103H97L96 101H95ZM169 103V102H168ZM175 103V102H174ZM180 103V102H179ZM184 103V102H183ZM191 103V102H190ZM194 102H192V104H193ZM223 103V102H222ZM3 104V105H4ZM23 103H21V105H22ZM28 104V103H27ZM26 104V105H27ZM31 104V103H30ZM32 104H36V103H32ZM67 104V103H66ZM86 104V103H85ZM90 104H91V101H90ZM92 104H94V103H92ZM105 104V103H104ZM103 104V106H105ZM106 104H107V102H106ZM189 104V103H188ZM197 104V103H196ZM246 104H247V102H246ZM2 105V104H1ZM0 105V106H1ZM12 105V104H11ZM13 105H15V104H13ZM20 105V106H21ZM37 105V104H36ZM35 105V106H36ZM46 105V104H45ZM99 105V104H98ZM166 105V104H165ZM176 105H177V103H176ZM190 105V104H189ZM195 105V104H194ZM30 107H32V110H33V107L34 106H31V105H29ZM48 106V105H47ZM87 106V105H86ZM138 106V105H137ZM141 106V105H140ZM167 106H168V104H167ZM170 106H171V104H170ZM178 106V105H177ZM197 106H198V104H197ZM8 107V106H7ZM6 107V108H7ZM14 107V106H13ZM23 107H25V106H23ZM37 107V106H36ZM61 107H63V106H61ZM85 107V106H84ZM92 107V106H91ZM136 107V108H135ZM193 107V106H192ZM5 108V109H6ZM16 108V107H15ZM21 108V107H20ZM35 108V107H34ZM52 108V107H51ZM50 108V109H51ZM54 108V107H53ZM60 108V107H59ZM59 108H57V109H59ZM64 108V107H63ZM94 108V107H93ZM99 107H97V109H98ZM101 108V107H100ZM167 108V107H166ZM165 108V109H166ZM181 108H182V106H181ZM195 108H197L198 109V107H196V105H195ZM4 109V108H3ZM4 109V110H5ZM13 109V108H12ZM11 109V110H12ZM17 109V108H16ZM22 109V108H21ZM24 109V108H23ZM40 109V108H39ZM96 109V110H97ZM178 109V108H177ZM191 109V108H190ZM199 109H200V106H199ZM202 109H204V107L202 108ZM17 110H19V109H17ZM25 110H26V108H25ZM31 110V111H32ZM38 110V109H37ZM53 110H55V109H53ZM60 110V109H59ZM93 110V109H92ZM96 110H95V112H96ZM107 110V109H106ZM172 110H174V109H172ZM181 110V109H180ZM185 110V109H184ZM188 110V109H187ZM229 110V109H228ZM6 111H8L7 109H6ZM35 111V110H34ZM33 111V112H34ZM41 111V110H40ZM69 111V112H68ZM98 111V110H97ZM101 111H102V109H101ZM141 111V110H140ZM169 111V110H168ZM176 112L178 111V110H175ZM193 111H194V109H193ZM198 111V110H197ZM205 111V110H204ZM226 110H224V112H225ZM230 111V110H229ZM11 112V111H10ZM10 112H8V113H10ZM15 112H16V110H15ZM18 112V111H17ZM26 112V111H25ZM28 112H30V111H28ZM32 112V113H33ZM36 112V111H35ZM60 112V111H59ZM104 112H105V110H104ZM137 112H139L138 110H137ZM136 112V113H137ZM179 112V111H178ZM183 112V111H182ZM187 112V111H186ZM199 112H200V110H199ZM202 112H203V110H202ZM202 112H200V113H202ZM18 113H20V112H18ZM22 113H23V111H22ZM54 113V111H52V114ZM56 113V112H55ZM84 113H86V112H84ZM141 113V112H140ZM181 113V112H180ZM225 113H227V112H225ZM230 113V112H229ZM228 113V114H229ZM2 114H4V113H2ZM11 114V113H10ZM15 114V113H14ZM21 114V113H20ZM24 114V113H23ZM28 114V113H27ZM31 114V113H30ZM87 114H89V113H87ZM97 114V113H96ZM100 114V113H99ZM131 114V115H132ZM146 114V113H145ZM204 114H206V112H204ZM22 115V114H21ZM38 115V114H37ZM55 115V114H54ZM57 115V114H56ZM61 114H58L57 116H60ZM84 115L85 114H83V116L81 117V118H83L84 117ZM105 115V114H104ZM135 115H137V114H135ZM144 115V114H143ZM147 115H149V114H147ZM146 115V116H147ZM166 115H168V112H167V114ZM172 115V114H171ZM178 115H179V113H178ZM177 115V116H178ZM185 115H187V114H185ZM227 115V114H226ZM10 116V115H9ZM13 116V115H12ZM17 116V115H16ZM15 116V117H16ZM29 116H31V115H29ZM51 116V115H50ZM62 116V115H61ZM88 116V115H87ZM97 116V115H96ZM129 116V115H128ZM175 116V115H174ZM182 116V115H181ZM200 116V115H199ZM201 116H203V115H201ZM206 116V115H205ZM8 117V116H7ZM21 117V116H20ZM27 118H31V117H28V116H26ZM34 117H36V116H34ZM48 117V116H47ZM55 117V116H54ZM64 117V116H63ZM107 117V116H106ZM114 117V116H113ZM125 117H127V115L125 116ZM124 117V118H125ZM131 117V116H130ZM133 117V116H132ZM131 117V118H132ZM137 117V116H136ZM144 117H145V115H144ZM149 117V116H148ZM180 117V116H179ZM188 117H189V115H188ZM187 117V118H188ZM0 118H1V115H0ZM5 118V117H4ZM19 118V117H18ZM22 118V117H21ZM37 118H38V116H37ZM36 118V120H38ZM50 118V117H49ZM57 118V117H56ZM65 118H63V119H65ZM86 118V117H85ZM90 118V117H89ZM128 118V117H127ZM139 118H141V117H139ZM147 118V117H146ZM171 118H173V117H171ZM191 118H192V116H191ZM194 118V117H193ZM203 118V117H202ZM201 118V119H202ZM7 119V118H6ZM16 120L15 121H17V118H15ZM23 119H24V117H23ZM48 119V118H47ZM55 119V118H54ZM59 119V118H58ZM114 119V118H113ZM118 119V118H117ZM177 119H178V117H177ZM181 119V118H180ZM184 119V118H183ZM197 119V118H196ZM205 119V118H204ZM209 119H210V117H209ZM13 120V119H12ZM11 120V122L10 123H12V124H14L13 123V121ZM29 120V119H28ZM33 120H35V119H33ZM49 120V119H48ZM48 120H47V122H48ZM52 120H53V116H52ZM93 120V119H92ZM98 120H100V119H98ZM108 120V119H107ZM106 120V121H107ZM167 120H169V119H167ZM175 120H176V118H175ZM193 120V119H192ZM208 120V119H207ZM8 121H10V119L8 120ZM14 121V122H15ZM25 121H27L26 119H25ZM30 121V120H29ZM38 121H40V120H38ZM50 121V120H49ZM55 121H57V119L55 120ZM114 121V120H113ZM127 121V120H126ZM129 121H131L130 119H129ZM147 121H149V119L147 120ZM146 121V122H147ZM178 121V120H177ZM20 122V121H19ZM33 122V121H32ZM35 122H37V121H35ZM34 122V123H35ZM41 122V121H40ZM47 122L45 123V124H47ZM58 122V121H57ZM59 122H60V120H59ZM58 122V123H59ZM83 122H85V121H83ZM93 122V121H92ZM100 122V121H99ZM144 122H145V120H144ZM170 122H171V120H170ZM175 122V121H174ZM182 122H183V120H182ZM187 122H189V121H187ZM196 122H197V120H196ZM209 122V121H208ZM210 122H212V121H210ZM22 124H24V122H21ZM30 123H31V121H30ZM29 123V124H30ZM43 123V122H42ZM53 123H54V120H53ZM87 123H88V121H87ZM110 123V122H109ZM128 123H130V122H128ZM148 123V122H147ZM168 123H169V121H168ZM185 123H186V121H185ZM195 123V122H194ZM205 123H206V120H205ZM21 124V125H22ZM28 124V123H27ZM39 124H41V123H39ZM52 124V123H51ZM62 124V123H61ZM84 124V123H83ZM83 124H82V126H83ZM93 124V123H92ZM133 127L135 128V130L137 129V133H139L138 132V129H140L138 126L140 125L141 126V123L139 124V119H134V121H133ZM131 124V125H132ZM167 124V123H166ZM182 124V123H181ZM208 124V123H207ZM9 125V124H8ZM36 125H37V123H36ZM36 125H35V128H36ZM53 125V124H52ZM60 125V124H59ZM79 125H80V122H79ZM78 125V126H79ZM87 126H88V124H86ZM107 125V124H106ZM105 125V126H106ZM114 125V124H113ZM119 125L120 126H122L123 125V121L120 119L119 120ZM125 125V124H124ZM126 125H128V124H126ZM169 125H172V124H169ZM173 125H176V123L175 124H173ZM178 125V124H177ZM191 125H193V124H191ZM198 126L200 125V124H197ZM206 125V124H205ZM10 126V125H9ZM17 126H20V124L19 125H17ZM28 126V125H27ZM31 127H32V125H30ZM41 126H42V124H41ZM47 126H49V124L47 125ZM66 126H64L65 127V130H66ZM91 126V125H90ZM144 126V125H143ZM208 126V125H207ZM22 127V126H21ZM54 127V126H53ZM52 127V128H53ZM58 127V126H57ZM56 127V128H57ZM61 127V126H60ZM63 127V128H64ZM81 127V126H80ZM110 127V126H109ZM116 127V126H115ZM124 127V126H123ZM128 128H129V125L127 126ZM132 127V126H131ZM131 127H130V129H131ZM170 127V126H169ZM182 127V126H181ZM185 127H187V126H185ZM189 127V126H188ZM202 127H203V125H202ZM13 128V127H12ZM28 128V127H27ZM38 128V127H37ZM55 128V127H54ZM62 128V129H63ZM77 128V127H76ZM76 128H74L75 129V132H77V130H76ZM84 128H85V126H84ZM88 128V127H87ZM94 128V127H93ZM125 128H126V126H125ZM168 128V127H167ZM166 128V129H167ZM171 128H173V127H171ZM176 128V127H175ZM190 128V127H189ZM207 128V127H206ZM16 129V128H15ZM29 129V128H28ZM32 129H33V127H32ZM32 129H31V131H32ZM42 129V128H41ZM48 129H49V127H48ZM59 129V128H58ZM99 129V128H98ZM111 129V128H110ZM117 129V128H116ZM148 129V128H147ZM146 129V130H147ZM163 129H164V127H163ZM165 129V130H166ZM209 129H211V127L209 128ZM54 130V129H53ZM52 130V131H53ZM60 130V129H59ZM58 130V131H59ZM70 130V129H69ZM82 130V129H81ZM80 130V131H81ZM112 130V129H111ZM119 130V129H118ZM148 130V131H149ZM172 130V129H171ZM170 130V131H171ZM182 130V129H181ZM190 130V129H189ZM192 130V129H191ZM190 130V131H191ZM18 131V130H17ZM16 131V132H17ZM22 131V130H21ZM25 131H28V132H30V130H25ZM42 131H43V129H42ZM47 131V130H46ZM68 131V130H67ZM66 131V132H67ZM74 131V130H73ZM73 131H72V133H73ZM79 131V132H80ZM84 130H82V132H83ZM142 131V130H141ZM169 131V130H168ZM173 131V130H172ZM179 131V130H178ZM214 131V130H213ZM27 132V133H28ZM34 132V131H33ZM44 132V131H43ZM48 133H50L49 131H47ZM69 132V136H71L70 134V131H68ZM87 132V131H86ZM112 132V131H111ZM111 132H110V134H111ZM160 132V131H159ZM210 132V131H209ZM0 133H1V136H0V139H1V141L3 142V141H9V139H10V137H11V133L12 132H8V131H1V129H0ZM26 133V134H27ZM84 134H86L85 132H83ZM92 133V132H91ZM98 133V132H97ZM133 133V132H132ZM161 133V132H160ZM165 133V132H164ZM167 133H170V132H167ZM192 133V132H191ZM195 133H197V132H195ZM13 134H14V132H13ZM30 134V133H29ZM34 133H31V135H33ZM42 134V133H41ZM50 134H52V133H50ZM74 134V133H73ZM124 135H125V133H123ZM134 134V133H133ZM140 134H142V133H140ZM139 134V135H140ZM161 134H163V133H161ZM173 134V133H172ZM15 135V134H14ZM21 135H22V132H21ZM28 135V134H27ZM36 135V134H35ZM45 135V134H44ZM47 135V134H46ZM80 135H82V134H80ZM135 135V134H134ZM138 135V134H137ZM138 135V136H139ZM171 135V134H170ZM175 135H176V133H175ZM191 135V134H190ZM201 135V134H200ZM209 135V134H208ZM67 136H68V134H67ZM83 136V135H82ZM94 136V135H93ZM131 136V135H130ZM153 136V135H152ZM157 136V135H156ZM15 137H18V136H16L15 135ZM14 137V138H15ZM23 137H26V135H24ZM22 137V138H23ZM29 137V136H28ZM38 137V136H37ZM43 137V134L41 135V137H38V138H42ZM65 137V136H64ZM85 137V136H84ZM89 137H91V136H89ZM96 137V136H95ZM104 137V136H103ZM125 137H126V135H125ZM158 137V136H157ZM160 137V136H159ZM164 137V136H163ZM183 137V136H182ZM206 137V136H205ZM211 137V136H210ZM213 137V136H212ZM19 138V137H18ZM34 138V137H33ZM57 138V137H56ZM74 138V137H73ZM86 138V137H85ZM100 138V137H99ZM133 138V137H132ZM162 138V137H161ZM175 138H176V136H175ZM174 138V139H175ZM187 138V137H186ZM190 138H191V136H190ZM192 138H193V136H192ZM35 139V138H34ZM68 139V138H67ZM70 139V138H69ZM84 139V138H83ZM87 139V138H86ZM104 139V138H103ZM128 139V138H127ZM136 139V138H135ZM152 139V138H151ZM168 139H170V138H168ZM193 139H195V138H193ZM209 139V138H208ZM212 139H214V138H212ZM12 140V139H11ZM23 140V139H22ZM22 140H20V141H22ZM27 140V139H26ZM25 139H24V141H26ZM31 140V139H30ZM38 140V139H37ZM39 140H41V139H39ZM43 140H45L44 138H43ZM54 140H55V138H54ZM82 140V139H81ZM92 140V139H91ZM94 140V139H93ZM121 140H122V138H121ZM176 140V139H175ZM215 140V139H214ZM19 141V140H18ZM33 141V140H32ZM57 141V140H56ZM59 141V140H58ZM68 141V140H67ZM66 141V142H67ZM74 141H75V139H74ZM84 141V140H83ZM136 141V140H135ZM138 141V140H137ZM155 141H157L156 139H155ZM173 141V140H172ZM191 141V140H190ZM193 141V140H192ZM196 141V140H195ZM211 141V140H210ZM17 142V141H16ZM37 142V141H36ZM45 142V141H44ZM43 142V143H44ZM48 142V141H47ZM50 142V141H49ZM72 142V141H71ZM80 142H82V141H80ZM84 142H86V141H84ZM113 142V141H112ZM139 142H141V141H139ZM139 142H137V143H139ZM10 143V142H9ZM31 143V142H30ZM59 143V142H58ZM69 143V142H68ZM74 143V142H73ZM77 143V142H76ZM78 143H79V141H78ZM100 143V142H99ZM132 143V142H131ZM151 143H152V141H151ZM156 143V142H155ZM157 143H158V141H157ZM11 144H13V143H11ZM25 144V143H24ZM94 144V143H93ZM7 145H8V143H7ZM19 145V144H18ZM30 145V144H29ZM104 145V144H103ZM112 145V144H111ZM151 145V144H150ZM149 145V146H150ZM156 145V144H155ZM1 146H3V144L1 145ZM6 146V145H5ZM23 146H25V145H23ZM30 146H34V145H32V143H31V145ZM37 146V145H36ZM42 146V145H41ZM108 146H110V145H108ZM113 146V145H112ZM159 146V145H158ZM13 147V146H12ZM11 147V148H12ZM20 147V146H19ZM28 147V146H27ZM35 147V146H34ZM39 147V146H38ZM98 147V146H97ZM155 147V146H154ZM8 148V147H7ZM42 148V147H41ZM46 148H47V146H46ZM45 148V149H46ZM110 148V147H109ZM111 148H115V146L114 147H111ZM10 149V148H9ZM17 149V148H16ZM22 149V148H21ZM25 149V152H27V150H29V148L27 149V148H24ZM24 149H22V152H24L23 150ZM96 149V148H95ZM97 149H99V148H97ZM103 149V148H102ZM145 149V148H144ZM158 149H159V147H158ZM187 149V148H186ZM196 149V148H195ZM8 150V149H7ZM18 150V149H17ZM41 150V149H40ZM112 150V149H111ZM140 150H142V148L140 149ZM149 150V149H148ZM161 150H162V148H161ZM11 151V150H10ZM47 151H49V150H47ZM106 151H108L107 149H106ZM150 151V150H149ZM160 151V150H159ZM182 151V150H181ZM189 151H190V149H189ZM7 152V151H6ZM12 152H13V150H12ZM79 152V151H78ZM86 152V151H85ZM90 152V151H89ZM103 152V151H102ZM151 152H153V151H151ZM156 152H158L157 150H156ZM155 152V153H156ZM185 152V151H184ZM183 152V153H184ZM208 152V151H207ZM8 153H10V152H8ZM47 153V152H46ZM50 153V152H49ZM138 153V152H137ZM136 152H135V157L133 158V157H130V159L127 157L126 158V156L124 157L125 158V160H124V168L122 169V170H119V172L117 171V173H116V175H114V176H112L111 178H109V180H105L106 182H104L103 184L104 185H100V186H97V187H93V189L90 191V192H87V193H85V194H81V195H83L82 196V198H81V200H80V202H78V205H76L75 206V204L77 203H75L74 204V206H73V208H71V209H66V211L67 212H65L66 214L62 217V218H55L56 220H51L50 219V217H48V216H45V215H43V218L42 219H40L41 217H39V218H37L36 217V215H35V217L36 218H30V216H31V214H34V213H30V215H26V214H24L23 212H20V211H14V210H16V206H15V208L13 207V205H12V208L13 209H10V208H7L6 207V203H4L3 202V200H1L0 199V221H3V225H0V251L2 252V254L0 255V257L1 256H5V255H9L10 253H11V251H14V250H16V252H21L22 250H23V248L27 245L28 246V244H34L35 242H38V243H41V241H46V243L48 244H46L47 246L46 247H44V248H42V249H45V248H47L50 244H52V242L54 243V242H56V243H54V244H68L67 246H68V248L71 246L72 247V245L73 244H75L79 239H81L82 238V235L84 234V233H88V228H89V225H90V223H91V221H92V217H91V215L89 216V218H88V220H84V222H82L81 223V220H83L86 216L85 215H88V213L89 212H91L92 210H94V208H97V207H100L99 205H101L104 201H107V206H106V213H105V218H108L107 216L109 215V214H111V213H113L112 211H114L116 208H117V202H116V199H114V197H111L112 196V194H113V192L114 191H116V190H121V192H126V190L128 189V185H132L131 183H133V187L134 186H139V184L142 182L141 180L142 179H145V178H147V177H151V176H155V175H168V174H175V173H188V172H190V173H194V174H202V175H206V177L208 176H215L216 178H218L219 180H221V181H232L233 183L234 182H239V183H242L241 185H243V182H245V183H255V184H257L258 186H262V187H264V174L263 175H256V174H258L259 172L260 173H262V171H259V170H257V171H259L258 173H252L253 175H247V174H245L244 172H243V170H241V169H232L231 167L230 168H228L226 165H221L222 164V162H219V161H217L216 159H209V163H203L204 161H205V159H204V161L203 162H200V163H190V162H186L185 161V159L184 160H179L178 162L175 160V158L174 159H168L169 161L167 162V161H165L164 160V158H165V156H163L162 157V155L161 156H158V155H153V158L151 159V160H147L148 159V157L146 156L147 154H138V155H136L137 154ZM146 153V152H145ZM154 153V152H153ZM161 153V152H160ZM163 153H164V151H163ZM192 153H193V150H192ZM209 153V152H208ZM21 154V153H20ZM44 154V153H43ZM87 154V153H86ZM188 154V153H187ZM10 155V154H9ZM22 155V154H21ZM29 155V154H28ZM39 155V154H38ZM96 155V154H95ZM118 155V154H117ZM116 155V156H117ZM128 155V154H127ZM164 155V154H163ZM171 155V154H170ZM175 155V154H174ZM173 155V156H174ZM205 155V154H204ZM206 155H207V153H206ZM211 155H212V153H211ZM13 156V155H12ZM17 156V155H16ZM23 156H25V155H23ZM40 156V155H39ZM43 156H45V155H43ZM78 156V155H77ZM80 156V155H79ZM129 156V155H128ZM133 156V155H132ZM167 156V155H166ZM169 156V155H168ZM197 156V155H196ZM223 156V155H222ZM10 157V156H9ZM19 157H21V156H19ZM17 158L18 159V161H20V158ZM26 157V156H25ZM71 157V156H70ZM69 157V158H70ZM93 157V156H92ZM92 157H91V159H92ZM171 157V156H170ZM180 157H181V155H180ZM180 157H178L179 159H181ZM188 157V156H187ZM191 157V156H190ZM198 157V156H197ZM208 157H209V154H208ZM215 157V156H214ZM216 157H217V155H216ZM243 157V156H242ZM8 158V157H7ZM13 158V157H12ZM30 158V157H29ZM33 158H34V156H33ZM44 158V157H43ZM48 158V157H47ZM73 158V157H72ZM71 158V159H72ZM79 158V157H78ZM115 158V157H114ZM123 158V157H122ZM132 158V159H131ZM168 158V157H167ZM173 158V157H172ZM183 158V157H182ZM185 158H186V156H185ZM203 158V157H202ZM210 158H211V156H210ZM218 158H219V156H218ZM241 158V157H240ZM27 159V158H26ZM25 159V160H26ZM40 159V158H39ZM41 159H42V157H41ZM74 159H75V157H74ZM73 159V160H74ZM97 159V158H96ZM177 159V158H176ZM190 159V158H189ZM201 159V158H200ZM244 159V158H243ZM10 160V159H9ZM15 160V159H14ZM30 160V159H29ZM34 160H36V159H34ZM77 160V159H76ZM82 160V159H81ZM108 160H110V162H111V159L110 158H108ZM115 160H116V158H115ZM114 160V161H115ZM196 160V159H195ZM220 160V159H219ZM234 160V162H235V159H233ZM239 160V159H238ZM237 160V161H238ZM78 161V160H77ZM85 161V160H84ZM89 161V160H88ZM118 161H120V160H118ZM180 161H183V162H180ZM226 161V160H225ZM240 161H242V158H241V160ZM25 163H26V161H24ZM41 162V161H40ZM39 162V163H40ZM50 162V161H49ZM81 162V163H80ZM79 162V164H81V166L83 165L82 164V161H80ZM91 162H92V164H90L91 165V169L93 170V169H95V168H97V164L99 163H97L96 164V162L95 161H93V160H91ZM106 162H107V160H106ZM105 162V163H106ZM123 162V161H122ZM180 162V163H179ZM17 163V162H16ZM30 163V162H29ZM38 163V164H39ZM42 163V162H41ZM72 163V162H71ZM88 163H90V162H88ZM109 162H107L106 164H108ZM227 163V162H226ZM24 164V163H23ZM43 164V163H42ZM45 164V163H44ZM48 164V163H47ZM50 165H51V163H49ZM78 164V163H77ZM106 164H105V166H106ZM111 164H113V162H111ZM122 164V163H121ZM221 165V167H220V165ZM241 164V163H240ZM245 164V163H244ZM242 165V166H244V168L246 167L245 165ZM11 165H12V163H11ZM34 165V164H33ZM72 165V164H71ZM230 165V164H229ZM233 165H236V163L235 164H233ZM16 166V165H15ZM14 166V167H15ZM27 166V165H26ZM32 166V165H31ZM44 166V165H43ZM49 166V165H48ZM80 166V167H81ZM110 166V165H109ZM114 166H115V164H114ZM114 166L112 167V168H114ZM123 166V165H122ZM238 166V165H237ZM29 167V166H28ZM36 167V166H35ZM39 167V166H38ZM50 167V166H49ZM83 167V166H82ZM115 167H117V166H115ZM239 167V166H238ZM237 167V168H238ZM248 167H250V165L248 166ZM247 167V168H248ZM1 168V167H0ZM40 168H42L41 166H40ZM47 168V167H46ZM75 168V167H74ZM85 168V167H84ZM102 168V167H101ZM234 168V167H233ZM241 168H243V167H241ZM43 169V168H42ZM77 169H79L78 167H77ZM81 169V168H80ZM99 169V168H98ZM117 169V168H116ZM119 169V168H118ZM8 170V169H7ZM23 170V169H22ZM34 170V169H33ZM44 170H46V169H44ZM48 170V169H47ZM73 170V169H72ZM71 169H70V171H72ZM252 170V169H251ZM2 171H3V169H2ZM5 171V170H4ZM11 171V170H10ZM36 171H37V169H36ZM41 171V170H40ZM57 171V170H56ZM59 171V170H58ZM70 171H69V173H70ZM78 171V170H77ZM80 171V170H79ZM101 171V170H100ZM99 171V172H100ZM38 172V171H37ZM46 173H47V171H45ZM97 172V171H96ZM108 172V171H107ZM253 172H255V171H253ZM21 173V172H20ZM45 173V174H46ZM49 173V172H48ZM57 172H55V174H56ZM68 173V174H69ZM75 173V172H74ZM78 173H81V172H78ZM77 173V174H78ZM109 173V172H108ZM247 173V172H246ZM8 174H10V172H8ZM15 174V173H14ZM13 174V175H14ZM43 174V173H42ZM44 174V175H45ZM51 174V173H50ZM58 174V173H57ZM56 174V175H57ZM73 173H71V175H72ZM97 174H98V172H97ZM96 174V175H97ZM101 174H103V172L101 173ZM106 174V173H105ZM104 174V175H105ZM12 175V176H13ZM39 175V174H38ZM40 175H41V173H40ZM43 175V177L42 178H44L45 176ZM46 175H49V174H46ZM75 175V174H74ZM91 175V174H90ZM94 175V174H93ZM100 175V174H99ZM78 176H81V175H78ZM77 176V177H78ZM92 176V175H91ZM91 176H90V178H91ZM173 176V175H172ZM188 176V175H187ZM40 177V176H39ZM49 177H50V175H49ZM71 177H74V176H71ZM82 177V176H81ZM101 177H104L103 175L101 176ZM24 178V177H23ZM29 178V177H28ZM59 178V177H58ZM95 178V177H94ZM96 178H97V176H96ZM99 178V177H98ZM162 178V177H161ZM32 179V178H31ZM47 178H45V180H46ZM50 179H51V177H50ZM78 179V178H77ZM93 179V178H92ZM100 179V178H99ZM163 179V178H162ZM35 180V179H34ZM45 180H43V181H45ZM80 180V179H79ZM90 180V179H89ZM88 180V181H89ZM97 180V179H96ZM150 180V179H149ZM148 180V181H149ZM153 180H155V179H153ZM157 180H160V178L159 179H157ZM164 180V179H163ZM162 180V181H163ZM171 180V179H170ZM218 180V181H219ZM20 181V180H19ZM46 181H48L49 182V179L48 180H46ZM52 181H54V179L52 180ZM92 181V180H91ZM196 181H198V180H196ZM202 181V180H201ZM32 182V181H31ZM36 183L38 182V179L35 181ZM95 182H97V181H95ZM98 182H99V180H98ZM101 182V181H100ZM167 182V181H166ZM173 182H174V180H173ZM176 182V181H175ZM198 182H200V181H198ZM43 183V182H42ZM54 183V182H53ZM82 183V182H81ZM89 183V182H88ZM87 183V184H88ZM91 183V182H90ZM94 183V182H93ZM129 183V184H128ZM144 183V182H143ZM142 183V184H143ZM188 183V182H187ZM192 183V182H191ZM203 183V182H202ZM229 183V182H228ZM35 184V183H34ZM45 184V183H44ZM51 184V183H50ZM55 184V183H54ZM98 184V183H97ZM100 184V183H99ZM128 184V185H127ZM142 184H141V186H142ZM157 184H159V183H157ZM161 185H162V183H160ZM166 184V183H165ZM231 184V183H230ZM238 184V183H237ZM26 185V184H25ZM24 185V186H25ZM29 185H31V184H29ZM37 185H39L38 183H37ZM57 186H58V184H56ZM81 185V184H80ZM215 185V184H214ZM233 185H235V184H233ZM240 185V184H239ZM238 185V186H239ZM44 186V185H43ZM52 186V185H51ZM83 186H84V184H83ZM95 186V185H94ZM125 186V187H124ZM145 186V185H144ZM156 186V185H155ZM236 186V185H235ZM249 186V185H248ZM59 187V186H58ZM123 187V188H122ZM147 187V186H146ZM152 187H153V185H152ZM209 187V186H208ZM231 187H234V186H232L231 185ZM240 187V186H239ZM30 188V187H29ZM34 188V187H33ZM44 188V187H43ZM121 188V189H120ZM158 188V187H157ZM190 189V194H192V195H195V196H199L200 195V193H202L201 191L202 190H205V187L200 183V184H194V185H186V184H183V185H178V184H174V183H172V181H171V183H168V184H166L165 186H164V188H162V190L160 191V195L158 196V197H165V196H168V195H170L171 194V192L172 191H177L178 189ZM215 188V187H214ZM238 188V187H237ZM241 188V187H240ZM6 189V188H5ZM45 189H48V188H45ZM133 189V188H132ZM131 189V190H132ZM143 189H145L144 187H143ZM231 189V188H230ZM233 189V188H232ZM242 189V188H241ZM262 189H264V188H262ZM1 190V189H0ZM8 190V189H7ZM36 190V189H35ZM38 190V189H37ZM40 190V189H39ZM48 190H51L50 188L48 189ZM159 190V189H158ZM239 190V189H238ZM5 191V190H4ZM52 191V190H51ZM50 191V192H51ZM143 191V190H142ZM155 191V190H154ZM179 191V190H178ZM214 191V190H213ZM1 192V191H0ZM37 192V191H36ZM134 192V191H133ZM137 192V191H136ZM145 192H146V194H148V193H151L152 192V188H147L146 190H145ZM204 192V191H203ZM3 193V192H2ZM6 193V192H5ZM33 193V192H32ZM62 193V192H61ZM119 193V192H118ZM132 193V192H131ZM142 193V192H141ZM153 193V192H152ZM264 193V192H263ZM4 194V193H3ZM7 194H9L8 193V191H7ZM18 194V193H17ZM128 193H126V195H127ZM135 194V193H134ZM136 194H139V193H136ZM189 194V195H190ZM199 194V195H198ZM11 195H14V196H16V194H11ZM46 195V194H45ZM44 194H43V196H45ZM52 195H53V193H52ZM117 196H118V194H116ZM116 195H115V197H116ZM121 195V194H120ZM129 195V194H128ZM141 195V194H140ZM185 196L187 195V194H184ZM191 195V196H192ZM206 195V194H205ZM263 195V194H262ZM9 196H10V194H9ZM9 196H7L8 198H9ZM24 196V195H23ZM27 196V195H26ZM32 196H36V195H32ZM60 196V195H59ZM75 196V195H74ZM73 196V197H74ZM134 196V195H133ZM137 195H135V197H136ZM188 196V195H187ZM191 196H190V198H191ZM202 196H204L203 194H202ZM201 196V197H202ZM7 197H6V199H7ZM11 197V196H10ZM18 197H19V194H18ZM25 197V196H24ZM67 197V196H66ZM69 197H71V196H69ZM120 197V196H119ZM124 198H125V195L123 196ZM157 197V198H158ZM193 197V196H192ZM201 197H200V200H201ZM12 198V197H11ZM14 198V197H13ZM17 198V197H16ZM20 198H21V196H20ZM19 198V199H20ZM37 198V197H36ZM59 198H61V197H59ZM64 198V197H63ZM68 198V197H67ZM72 198V197H71ZM70 198V199H71ZM78 198H80V196L78 197ZM111 198H113V200H111ZM117 198V197H116ZM121 198V197H120ZM155 198V197H154ZM173 198V197H172ZM22 200L24 199V198H21ZM38 199V198H37ZM66 199V198H65ZM118 199V198H117ZM132 199V198H131ZM197 199H199V198H197ZM5 200V199H4ZM8 200V199H7ZM18 200V199H17ZM21 200V201H22ZM25 200V199H24ZM53 200V199H52ZM54 200H55V197H54ZM71 200H73V199H71ZM119 200H121V199H119ZM128 200H129V198L127 197V199H123L122 200V203H123V205H122V203H121V207H124L123 208V214H125V213H128V209L130 208V206H129V208H128V206L127 207H125V205H128L127 203H128ZM205 200V199H204ZM13 201H14V199H13ZM38 201H39V199H38ZM64 201V200H63ZM207 201V200H206ZM24 202H26V204H27V200L26 201H24ZM45 202V201H44ZM53 202H55L56 203V201H53ZM58 202V201H57ZM73 201H70L69 200V204L70 203H72ZM130 202V201H129ZM201 202H203V201H201ZM20 203H22V202H20ZM50 203V202H49ZM59 203V202H58ZM65 203V202H64ZM67 203V202H66ZM67 203V204H68ZM74 203V202H73ZM205 204H207L206 202H204ZM10 204V203H9ZM53 204V203H52ZM61 204H62V202H61ZM106 205V203H103V206H105ZM130 204V203H129ZM28 205V204H27ZM43 205H44V203H43ZM42 205V206H43ZM46 205V204H45ZM48 205V204H47ZM51 205V204H50ZM59 205H60V203H59ZM65 205V204H64ZM20 206V205H19ZM25 206V205H24ZM54 206V205H53ZM9 207V206H8ZM27 208H28V206H26ZM30 207V206H29ZM57 207V206H56ZM62 207H64V206H62ZM61 207V208H62ZM66 207H71V205L70 206H66ZM132 207H133V205H132ZM18 208V207H17ZM21 208V207H20ZM30 208H32V207H30ZM52 208V207H51ZM58 208V207H57ZM56 208V209H57ZM101 208V207H100ZM120 208V207H119ZM209 208V207H208ZM48 209V208H47ZM65 209V208H64ZM121 209V208H120ZM132 209V208H131ZM139 209V208H138ZM28 210H29V208H28ZM32 210V209H31ZM34 210V209H33ZM101 210V209H100ZM100 210H97V211H100ZM133 210V209H132ZM35 211V210H34ZM44 211V210H43ZM48 211H49V209H48ZM52 211V209H50V212ZM57 211V210H56ZM64 211V210H63ZM102 211V210H101ZM100 211V212H101ZM135 211V210H134ZM133 211V212H134ZM26 212H32V211H27L26 210ZM53 212H55V211H53ZM137 212V211H136ZM27 213V214H28ZM47 213V212H46ZM52 213V212H51ZM63 212H61V214H62ZM97 213L98 212H96L95 214H96V216H98L97 215ZM138 213V212H137ZM137 213H135V214H137ZM90 214H92V213H90ZM115 214V213H114ZM129 214V213H128ZM131 214H132V211H131ZM134 214V213H133ZM132 214V215H133ZM59 215V214H58ZM101 215V214H100ZM120 215V214H119ZM29 216V217H28ZM38 216V215H37ZM56 216H57V213H56ZM127 216V215H126ZM60 217V216H59ZM88 217V216H87ZM100 217V216H99ZM132 217V216H131ZM136 217H138V216H136ZM104 218V217H103ZM124 218L126 219V217L124 216ZM9 219H11V220H13L14 222H13V225H12V222H10V224L7 222ZM54 219V218H53ZM95 219H98V218H95ZM111 219V218H110ZM120 219H121V216H120ZM133 219H135V217H133ZM137 219H139V217L137 218ZM136 219V220H137ZM200 219V218H199ZM103 220V219H102ZM112 220V219H111ZM113 220H115V219H113ZM117 220V219H116ZM104 221V220H103ZM109 221V220H108ZM203 221V220H202ZM5 222H7V224H4ZM96 222V221H95ZM102 222V221H101ZM106 222V221H105ZM105 222H104V225H105ZM122 222V226L123 225H126L127 224V222H125V220H123V221H121ZM130 222V221H129ZM139 222V221H138ZM1 223V222H0ZM107 223V222H106ZM112 223H113V221H112ZM131 223H133V222H131ZM130 223V224H131ZM136 223H137V221H136ZM135 223V224H136ZM92 224H93V221H92ZM99 224H101L100 223V221H99ZM98 224V225H99ZM114 224V223H113ZM115 224H117V223H115ZM114 224V225H115ZM118 225L119 224H117V226L116 227H118ZM208 226H209V224H207ZM234 225V224H233ZM111 226V225H110ZM205 226V225H204ZM93 227V226H92ZM94 227H95V225H94ZM98 227V226H97ZM96 227V228H97ZM113 227V226H112ZM130 227V226H129ZM135 227V226H134ZM103 228V227H102ZM106 228V227H105ZM110 228V227H109ZM126 228H128V227H126ZM131 228H132V226H131ZM130 229V228H129ZM101 230V229H100ZM109 230V229H108ZM113 230H116V229H113ZM121 230H123L122 228H121ZM135 230H137V229H135ZM140 230V229H139ZM139 230H138V232H139ZM145 230H147V229H145ZM209 230V229H208ZM106 231V230H105ZM104 230H101L100 232H99V234L97 235V237H96V243H95V250H94V262H93V264H178L181 260H179V262H178V260H177V255H178V253H179V251H180V246L179 247H176V248H174V246H173V250H172V252H167L166 251V255L164 254V253H162L161 251L163 250V247H162V245H160L159 243H153V242H151L152 244L150 245L148 242H146L144 239H142L141 241L139 240V239H132L131 237H128V239L126 240H123L124 238H127L126 237V235L124 234V231H122L123 232V235H119L120 236V240H117L118 239V237H116L117 239H112L111 237H110V240H108V241H106L105 239H106V232H105ZM120 231V230H119ZM128 231V230H127ZM130 231V230H129ZM128 231V232H129ZM144 231V230H143ZM97 232V233H98ZM108 232V231H107ZM110 232V231H109ZM108 232V233H109ZM122 232H121V234H122ZM205 232H208V231H205ZM90 233V232H89ZM107 233V234H108ZM125 233H127V232H125ZM130 233V232H129ZM140 233V232H139ZM138 233V234H139ZM147 233V232H146ZM150 233V232H149ZM241 233V232H240ZM128 234V233H127ZM137 234V233H136ZM151 234V233H150ZM150 234H148V236L150 235ZM154 234V233H153ZM205 234V233H204ZM65 235V236H64ZM106 235V236H105ZM146 235V234H145ZM155 235V234H154ZM91 236V235H90ZM89 236V237H90ZM129 236V235H128ZM147 236V237H148ZM83 237H84V235H83ZM105 237V238H104ZM112 237H114V235L112 236ZM139 238H140V236H138ZM153 236H151V238H152ZM243 237V236H242ZM123 238V239H122ZM129 238H131V240L129 239ZM136 238V237H135ZM185 238V237H184ZM204 238V237H203ZM84 239V238H83ZM108 239H109V237H108ZM148 239V238H147ZM155 239H157L156 237H155ZM160 239H162L161 237H160ZM200 239V238H199ZM238 239H239V237H238ZM246 239V238H245ZM89 240V239H88ZM151 240V239H150ZM256 240V239H255ZM262 240V239H261ZM43 241V242H44ZM80 241V240H79ZM148 241V240H147ZM153 241V240H152ZM163 241V240H162ZM241 241V240H240ZM264 241V240H263ZM157 242V241H156ZM166 242V241H165ZM165 242H163V243H165ZM179 243H180V241H178ZM243 242H244V240H243ZM162 243V244H163ZM167 243V242H166ZM170 243H172V242H170ZM173 243H175V242H173ZM178 243V244H179ZM185 243V242H184ZM256 243V242H255ZM176 244H177V241H176ZM177 244V245H178ZM259 244V243H258ZM257 244V245H258ZM40 245V244H39ZM38 245V246H39ZM59 245V246H60ZM80 245H81V243H80ZM170 245V244H169ZM185 245V244H184ZM252 245V244H251ZM255 245V244H254ZM33 246V245H32ZM42 246V245H41ZM56 246V245H55ZM65 245H63V247H64ZM167 246V245H166ZM237 246V245H236ZM239 246H240V244H239ZM238 246V247H239ZM2 247V248H1ZM70 247V248H71ZM76 247H78V246H76ZM169 247V246H168ZM184 247V246H183ZM26 248V247H25ZM25 248H24V250H25ZM41 248V247H40ZM54 248V247H53ZM53 248H52V250H53ZM58 248V247H57ZM56 248V249H57ZM62 248V247H61ZM67 248V247H66ZM80 248V247H79ZM182 248V247H181ZM42 249H41V251H42ZM55 249V248H54ZM59 249V248H58ZM72 249V248H71ZM69 250V252L71 253L72 252V250ZM46 250V249H45ZM48 250H49V248H48ZM51 250V249H50ZM63 250V249H62ZM64 250H65V248H64ZM74 250H75V247H74ZM77 250V249H76ZM92 250V251H93ZM170 250V249H169ZM262 249H261V247L260 246H249L248 244L246 245L245 244V247H244V249L242 250V253L240 252V254H239V256H238V258L237 259H235V261H233L231 264H264V252H262L261 251ZM91 251V250H90ZM184 251H185V248H184ZM254 251V252H253ZM264 251V250H263ZM0 252V253H1ZM40 252V251H39ZM61 252V251H60ZM59 252V253H60ZM68 252V253H69ZM198 252V251H197ZM48 252H46V254H47ZM52 253V252H51ZM54 253V252H53ZM52 253V254H53ZM64 253V252H63ZM185 253V252H184ZM187 253V252H186ZM23 254V253H22ZM36 254V253H35ZM43 254H44V252H43ZM164 254V255H163ZM188 254H189V252H188ZM197 254V253H196ZM227 254V253H226ZM236 254V253H235ZM25 255V254H24ZM37 255V254H36ZM59 255V254H58ZM63 255H65V254H63ZM195 255V254H194ZM13 256H15V255H13ZM44 256H45V254H44ZM55 256V255H54ZM181 256V255H180ZM186 256V255H185ZM204 257L206 256V255H203ZM213 256V255H212ZM224 256V255H223ZM235 256V255H234ZM233 256V257H234ZM7 257V256H6ZM12 257V256H11ZM25 257V256H24ZM27 257V256H26ZM33 257H35V256H33ZM88 257H90V256H87V259H88ZM188 257V256H187ZM187 257H184V259L185 258H187ZM198 257H199V254H198ZM197 257V258H198ZM226 257H227V255H226ZM23 258V257H22ZM41 258V257H40ZM55 258H57V257H55ZM62 258V257H61ZM210 258H212V257H210ZM218 258H220V257H218ZM0 259H4V258H0ZM92 259V258H91ZM182 259V258H181ZM196 259V258H195ZM215 259V258H214ZM213 259V260H214ZM227 259H230V258H227ZM4 260L6 261V262H4ZM3 260V262H1V263H5V264H16V263H18L17 262V260L15 259V260H10L9 259V257L8 258H6V259H4ZM23 260H24V258H23ZM23 260H20L21 262H19L18 264H20V263H22V264H24L23 262ZM36 260H41V259H36ZM45 260V259H44ZM49 260V259H48ZM59 260V259H58ZM62 260V259H61ZM69 260H70V258H69ZM202 260V259H201ZM209 260V259H208ZM211 260V259H210ZM2 261V260H1ZM26 261L27 262H29V257H27L26 258ZM25 261V262H26ZM218 261H219V259H218ZM228 261V260H227ZM226 261V262H227ZM43 262V261H42ZM57 262V261H56ZM88 262V261H87ZM197 262V261H196ZM195 262V263H196ZM202 264L204 263V261L202 262V261H200ZM217 262V261H216ZM216 262L215 261H213V262H208V264H216ZM220 262V261H219ZM219 262H217L218 264H221V263H219ZM222 262V261H221ZM40 263V262H39ZM44 263V262H43ZM46 263V262H45ZM60 263V262H59ZM65 263V262H64ZM63 263V264H64ZM67 263V262H66ZM85 263H86V261H85ZM84 263V264H85ZM185 263L186 264H193V262H192V259H190V260H188L187 262L185 261ZM206 263V262H205ZM230 263V262H229ZM33 264V263H32ZM38 264V263H37ZM56 264H58V262L56 263ZM182 264V263H181ZM223 264V263H222Z\"/></svg>",
	"mask_w": 264,
	"mask_h": 264
}]
</instances>
